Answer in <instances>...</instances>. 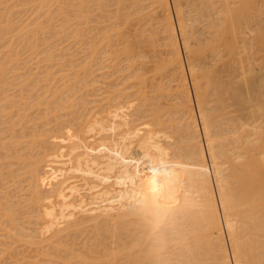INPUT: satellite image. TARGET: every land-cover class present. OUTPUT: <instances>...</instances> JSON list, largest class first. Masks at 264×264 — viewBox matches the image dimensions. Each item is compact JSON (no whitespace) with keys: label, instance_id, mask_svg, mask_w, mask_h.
Segmentation results:
<instances>
[{"label":"bare ground","instance_id":"1","mask_svg":"<svg viewBox=\"0 0 264 264\" xmlns=\"http://www.w3.org/2000/svg\"><path fill=\"white\" fill-rule=\"evenodd\" d=\"M5 1L8 2V0H5ZM14 1H12V0L9 1V2H11L9 4H12V2H14ZM43 1H45V2L47 1V3L48 2L52 3L55 0H53V1L52 0L51 1L50 0L49 1L43 0ZM58 1H60V3H58ZM61 1L62 0L56 1L58 4H60L59 6H61ZM66 1H68V0H66ZM70 1L72 3V0H70ZM83 1L81 0L80 2H83ZM87 1L88 0H85L84 3L85 4L91 3L90 5H92L93 0L91 2H89V1L87 2ZM126 1H128V0H126ZM132 1H135V2H133L134 3L133 5L137 6V8L139 7V10L135 14V15H137V13H138V15H137L138 17L134 18L135 16H131V15H134L133 14V13H135L134 10L135 11L137 10V8L134 7L133 5L131 6L134 8L133 11H131L130 9L129 10H122L120 8L121 12L122 11L128 12L127 13L128 15L125 14L126 17H125V15L124 16L121 15L125 19V20L122 19V22L126 21L124 23H126V24L130 23L128 21V19H130L131 17H132V19H130V20H132V21H136L137 18H138V20L140 19L141 21L147 20L148 22L144 21L147 23V25L144 22L143 23L146 26L151 24L152 26L151 25L150 26L153 27L152 32H151V30H149L151 33L147 32V30H146L147 27L142 28V29L146 30V31L144 30L143 33L146 32L147 36L150 35V38L147 37V39L145 38L143 40L146 33L144 35H141V33L139 34L138 30H137L138 32L135 33L136 38L131 34V36H133L135 39L133 37L131 39V37L125 33L126 34L125 36L126 37L129 36V38L131 40L126 39V40H129L128 42L124 41L126 43H124L122 41L121 44L123 46L120 47V45H121L120 40H122L126 37H123L124 33H122V31L124 29L122 30L121 27H119V26H121V24H124V23L121 22L120 25L117 24L114 27V25L117 23L116 19L119 17L118 16L119 14H117L119 12V10L117 12V9H119V5L117 2L116 4L118 6L115 5V6H117V9H116L117 13L115 12L117 15H114L112 13L113 16H115V17L112 18V16H111V18L113 20H115L112 23V24H114L113 25L114 29L112 30L113 27H111L112 26L111 25L110 28L112 31L109 30L110 34L107 33V30H108L107 28H106V30H103L106 33L103 32L105 35H103V33H101V35L104 37H103V40H101V41L99 40V41H100V43L104 44L105 47H108V48L112 47V50H110L111 48L109 49L110 51H109V53H107L109 55L107 56L106 59H108L109 56H110L109 58H111V56H112V58L114 57L115 61L117 62V60L121 59L124 56V58L126 60L128 59V61L130 63L129 67L126 69H128V70L130 69L129 71L131 72V70L136 65V62L134 59L136 57L140 58V56L141 57L144 56V53H141L143 51L139 50L140 54L139 53L137 54V52H135L138 55V56L136 55V57H135L133 55L134 49L136 48L135 49V51H136L138 46L143 47V45H142L143 42H144V44L148 42L150 45L151 44H152V46L154 45V48H155V46L157 45L156 44V40H157L156 36H158L160 33L162 35V39L164 41L163 42V44L165 46L164 49H166L165 51L168 53V56L166 58L164 57L165 58L164 61H162V59H157V60H159V62H160V60L163 62V63H161V65L157 66V70L159 72L164 71L165 78L164 79H162L161 77L160 78L163 81L162 84L167 79L165 82H166V84L169 83L168 84L169 86L168 85L164 86L165 83L163 85H160L161 82L158 83L159 86L158 85L157 86L158 87L164 86L163 88H161V91L165 93L166 91H163V90L166 89L167 92L165 94L173 93V98L171 100H175V101L166 102V100H165L166 105H163L164 108L166 107V109H167V105H168V107L171 106L172 108H168L166 110V109L161 107L162 106V104H160L161 102H159V104L157 102L158 106L161 105L160 108H158L159 109L158 110L156 108L157 105L155 104L156 101L154 102V104L152 103L153 100H155V98L153 99V97H155V96H153L151 98L152 100L147 101L148 98L150 99V97H151V95H150V97L144 99V102L145 103L148 102L151 104V106L154 107V108H152V110L150 109V111H149L150 113H151V111H153V109H155V108L156 109H155V111L152 112V114H149V115L146 114L147 117H151L150 119L146 118V120L148 119L146 122L144 121L145 119L143 120L141 118V115H143L144 116L143 118H145V114H142L144 112L141 110V107L143 106L145 108V106L147 107L148 104L145 105V103H144V105H142V104L138 103V106H139V108H138V107H136L137 101H140V99H142V96L144 98V96H146L144 94H147L148 91H144L147 88L146 83H144L146 88H143L144 94H141L142 90L138 89V88H142L144 86L143 84H141L138 87V84H140V80H141V82L142 81L144 82L147 79L145 74H142V75L139 74L141 72V68H143V69L145 68L143 66L145 63L140 64V60H139V65L138 66L136 65V69L134 68L135 71L131 72L133 75L135 73L136 78L133 77V75H132L133 78L129 76V78H132V79L135 78L133 80L134 84L132 82V79H131V81H129V79L128 80L126 79L129 75V73H127L126 78L121 76V78L125 79L123 81H126V83L130 82V84H131V82H132V84H131L132 86L129 84V86H130L129 88L131 91H132L131 88L133 87V85L135 86V81L137 80L136 84H137L138 88L135 86L137 89L136 90L137 92L133 90L134 97H136V95L137 96L142 95V96L139 100L137 99L139 97H136V99H133L134 100L133 105L136 104L134 107L129 108L132 105L131 99L134 98L132 96L133 92H132V94L130 92H128V95L131 94L128 96V95H126L127 94L126 90H125L126 91L125 92L122 89V91L124 93L120 91L122 85L120 86V84H118L120 86V88H117V89L114 88V86H112L114 89H116V93H117V90L120 89V90H118L120 93H117L114 96H113L114 93L113 94L111 93L112 98L111 97L110 98L112 101L106 100L107 98L106 97H105L106 99L103 98L104 96L102 95V97H100V101H101V98H103L102 102H98L99 100H97V102H98L97 104L99 105V107H100V104L105 103V101L106 102L109 101L108 103H111L114 101V99L116 97L120 98L119 96L121 95V93H123V95L128 96L129 100L131 101V102L129 101L130 104L128 102V106H129L128 109H127V107L124 106L125 105L124 102H122L123 98H121L119 101H117V99H116L115 100L116 103L108 104L109 105L108 107H107V103H105V106L104 105L101 106L99 108V110H98V106H96L97 110L94 109L93 113L92 112H88V113L84 112V110L87 109L84 106L85 109H81V110H83L84 117H81L79 119V121L77 122L78 124H80L79 123L80 120L83 119L82 123L80 125L81 129L79 128V130L74 133V131H76V130H73L74 128L73 129L70 128L71 130L70 129L66 130L68 128V127H66L67 125H65V126L62 125V128L64 126L65 130L62 129V133H60L61 131L60 132L57 131L59 134L55 132L54 135L55 134H58V135L63 134V132H65V131H67V132L73 131V132H70L71 135H69V137H67L69 132H68V134H67V132L64 133L65 137L64 138L62 137L63 142H61L59 140L60 142L59 143L57 142L55 148L51 146L52 149L54 148V150L50 151L49 154L46 155L45 154L46 152L44 150L43 153L44 152L45 153L43 154V156L39 155V157L37 159H33L32 161L29 160V158H28V160L31 162H28V164L26 166L31 167L29 172L32 171L30 173V174H32V176H31L32 178L34 175H37L38 178L41 177L42 175L39 176V174H37V172L40 169L43 170V167H45L46 163H47L46 167L49 166L46 168V172L48 174V176H46V178L47 179L49 178V179L48 180L45 179V180L47 182H49V181L52 182V183L49 182L51 185H49V188L42 189L44 192L47 191L45 193H42L43 191L41 189H40V191H42V192H40L38 190L36 192V189L38 187L41 186V188H42V186H43V188H44V187H48V185L46 182H45L46 183L45 186L42 185V183H40L42 180V177H41V180L36 178L39 182L38 184H36L37 180H35V178H34L36 183H33V184H36V186L38 185V187H36L34 185L35 189H33V190H35L34 192H36V195H38V194L39 195H38V197H36V199H34V197H31V198L29 197L31 199V200H29V204L33 203L32 204L33 208L31 207L32 209H36V208H37V210L39 209V211L33 210L36 212V214H37V212L39 213V215L38 214L37 215L39 216L38 220H40L41 223L38 220H37V222H39L41 225L44 224V222H45L44 226L43 225L41 226L39 223L36 222V224L39 225V228H41V230H42V228H44L43 232L44 231L46 232L49 227H51V228H49V230L47 231L46 234H44L43 232H40V230L37 229L38 227L34 228V229H36V231L39 230V232L41 234H43L42 237H41L40 233H38V235L36 236L39 239L42 238L40 240L37 239L36 237H33V235H31L32 232H30L31 234L23 233V230H25L26 228L23 229L21 232L23 234H25V236L31 235L33 237V239L36 238V242H35V240L32 241V243L35 242V243H33V246L36 243H38V246H40L41 244H39V243L44 242V243H42V246H43V244L48 245V243H51V247H52V244L54 243L58 246V247L57 246H54V247H57L58 249L64 248L65 250L63 252H65L66 249L68 250L65 252V254L60 251L63 254L62 257H61L62 254H59V250L56 251V252H58L57 254H59L58 255L59 260L56 259V256L51 258L50 260H51V262H53V264L54 263L55 264H69L70 262L72 264H75V263H73V260H75V259L79 260L80 262H81V260L83 262L84 261L88 262V261H90L91 258H92L91 260L94 259L93 260L94 263L98 260V261H100V263H101V261H103V264H264V19L262 18V16H264V15H262V14H264L263 13L264 12L263 11L264 10V0H151L150 4L146 5L144 7H142L144 5L143 2L141 3L142 0H132ZM149 1L150 0H148V2ZM2 2H3V4H0V8L3 7L1 5H4V1H2ZM40 2H42V0ZM40 2L38 1V3H40ZM45 2L43 4H46ZM63 2H62V4H63ZM80 2L78 3V5L80 4ZM97 2H98V0H97ZM119 2L121 3L122 0H120ZM128 2H130V1H128ZM148 2H147V4H148ZM33 3H35V2H33ZM49 3H48L49 6L47 4L46 5L48 7H52V5ZM84 3H82L81 6H79V9L82 6H84L83 5ZM144 3H145V1H144ZM9 4H8V6H9ZM15 4H17V3H15ZM140 4L141 5L143 4V5L140 6ZM6 5H7V3H6ZM6 5H4V6H6ZM70 5L74 6L73 3ZM101 5H103V3L102 4L100 3V6ZM123 5H125V3L122 4V6ZM34 6H33V9H34ZM39 6L42 7V3ZM66 6H67V4H66ZM120 6H121V4H120ZM12 7H15V6H12ZM40 7L37 9L38 10L37 12L44 11L45 9H47L46 6H43V7H45V9L43 8L44 10L41 9ZM56 7H58V6H56ZM89 7L87 6V8H89ZM124 7L125 6H123V8ZM131 7H129V8H131ZM147 7H148V9H147ZM172 7L176 11L175 14H176L177 22L174 19V16L172 13L173 12ZM87 8L85 9V11L91 10V9L88 10ZM90 8H92V7H90ZM96 8H98V7H96ZM103 8H106V7H103ZM62 9H64V8H62ZM74 9H78V8H74ZM79 9H78V11L81 10L80 16L82 14H83L82 16H84L85 12L84 11L82 12V9H80V10ZM140 9H141V11H140ZM51 10H49L47 12L49 14H51L50 13ZM55 10H56V8H55ZM69 10H70V6H69ZM101 10H103V9H101ZM61 11H63V10H60V12ZM97 11L99 12L100 9ZM129 11H130V13H129ZM47 12H46V14H47ZM57 12L58 11H55L54 13L56 14ZM131 12H133V13H131ZM4 13L5 12L2 13L3 17L5 15ZM19 13H20V11H19ZM69 13H70V11H69ZM73 13H75V12H72V14ZM0 14H1V12H0ZM11 14H12V12H11ZM78 14H79V12H78ZM78 14L76 12V15H78ZM66 15H68V14H66ZM70 15H68V16H70ZM88 15H89V13H88ZM15 16L18 18V15H15ZM22 16H23V14L21 16L19 15V17H22ZM48 16H50V15H48ZM54 16H56V15H54ZM57 16H59V15H57ZM61 16H63V14ZM61 16H59V17H61ZM127 16H128V18H127ZM8 17H10V14H8ZM44 17H43V19H44ZM59 17H57V18H59ZM64 17H62V18L64 19ZM76 17H79V15ZM85 17L86 16H84V18ZM92 17H94L93 14H92ZM92 17L90 15V17H88V19L92 18ZM95 17L98 18V16H95ZM1 18L2 17H0V19ZM7 18H6V20H7ZM13 18L14 17H12V19ZM23 18L24 17H22V21L24 23L25 21L23 20ZM68 18H70V17H67V18L65 17L64 20H67ZM142 18H144V19H142ZM31 19L29 18V21ZM40 19H42V18H40ZM52 19L53 18L51 15L50 20H52ZM63 19H61V20H63ZM80 19L83 20V18H81V17H80ZM88 19L86 18V24L85 25H87ZM11 20L8 18V20L6 22H10ZM55 20H52V21H55ZM71 20L72 19H70V21H66V22L71 23ZM107 20H108V18H107ZM111 20H109V21H111ZM140 20H139V22H140ZM75 21H76V19H75ZM13 22H11V23H13ZM105 22H107V21H105ZM111 22H108V23H111ZM200 22L202 23V27L205 26V27H203V33H200V34H202V36L203 35L206 36L205 39L203 37H200V36H199L200 37L199 38L198 34H197V29H196L195 25H196V23H200ZM11 23H9V24H11ZM49 23H51V22H49ZM78 23L80 24L79 20H78ZM7 24H5L6 27L9 25V24L8 25ZM20 24H21V21H20ZM32 24H33V22H32ZM41 24H40V26L45 25V24H42V25ZM53 24H55V23H53ZM64 24H65V21H64ZM75 24H73V25L75 26ZM96 24H97V22H96ZM126 24L123 25L122 28H124L126 26ZM141 24H142V22H141ZM25 25L24 26L23 25L22 26L17 25V26L25 27V28L27 27V25L31 26L30 24H25ZM36 25L39 27L38 23ZM55 25H53V26H55ZM69 25H71V24H69ZM88 25H91V24L89 23ZM98 25H100V24H98ZM136 25H138V24H136ZM197 25H199V24H197ZM2 26H3V28L5 27L4 24ZM13 26L14 25H12V27ZM32 26H34V28H35V25H32ZM37 26H36V28H37ZM60 26H61V24H60ZM77 26L79 27L80 25H77ZM94 26H93V29H94ZM8 27L10 29V26H8ZM8 27H7V29H8ZM81 27H83V26L81 25ZM31 28L33 29V27H31ZM31 28L29 27V32H30L29 34H32ZM46 28H47V26H46ZM89 28H88V30H89ZM138 28L140 29V27H138ZM4 29H2L1 31H3ZM21 29L22 28H20V30ZM26 29L28 30V28H26ZM39 29H40V27H39ZM42 29H45V26H43ZM65 29H66V27H65ZM68 29H70V27L69 28L67 27V30ZM72 29H74V28H72ZM72 29H71V31H72ZM149 29H151V28H149ZM82 30H84V29H82ZM131 30H133V28ZM1 31H0V33H1ZM33 31H35V34L39 35V33H36L38 31V29L37 30L35 29ZM44 31L47 32V29H45ZM44 31H43V34H44ZM63 31H64V29H63ZM75 31L77 33V30H75ZM94 31H95V29H94ZM114 31H115V33H113ZM133 31H135V30H133ZM4 32H5V30L3 31V33ZM18 32H19V30H18ZM22 32H19L18 34L21 35ZM25 32L27 33V31H25ZM38 32H41V29ZM72 32H74V31H72ZM79 32H80V34H78V35L82 36L84 31L83 32L79 31ZM141 32H142V30H141ZM59 33H60V31H59ZM84 33L86 34V31ZM87 33H88V31H87ZM92 33L94 34V32H92ZM148 33H149V35H148ZM22 34H24V33H22ZM62 34H64V33L61 32V36H62ZM93 34H92V36H93ZM178 34L180 35L181 40H180V38H178ZM15 35H16V33H15ZM26 35L27 34H25L23 36L26 37ZM99 35H100V33H99ZM2 36H4V35H2ZM9 36H11V35H9ZM9 36L7 35V37H9ZM33 36H34V33H33ZM33 36H31V37H33ZM68 36H70V35H68ZM85 36H87V35H85ZM141 36H143V38H141ZM7 37L5 36L4 39ZM22 37H20V39H22ZM71 37H74V38L76 37V39L78 38L77 35L71 36ZM83 37H84V34H83ZM138 37H139V40H138ZM14 38H13V42H12V40H10L12 43H15ZM33 38H32V40H34ZM52 38L53 37H51V39ZM45 39L46 38H44V39L42 38L43 41ZM101 39H102V37H101ZM67 40H68V38H67ZM5 41H7V39ZM10 41L8 42L9 44H7V47L9 45L12 46ZM34 41H35V44L37 45L38 42L36 43V41H37L36 38ZM53 41H55V40H53ZM63 41L66 42V40H62V42ZM77 41H78V39H77ZM51 42H52V40H51ZM74 42H76V41H74ZM74 42H72V43H74ZM87 42H86V44H88ZM89 42H90V37H89ZM141 42H142V44H141ZM160 42H162V41H160ZM18 43H19V41H18ZM66 43H69V42L67 41ZM77 43H75L76 45L75 44H72V45L73 46L78 45L77 47H79L80 42H79V44H77ZM100 43L97 44L99 46H96L94 44V42L92 43V45H90L91 43H89V45L92 46V47H89L90 50H93L91 48H94L93 51L95 52V55H96V56L94 55L93 51H91V53L88 54V55L93 54L92 55L93 60H96L97 56L102 55L103 54L102 52L106 50V49H103L104 46L101 47L102 45H100ZM31 44H33V43H31ZM45 44H46V42H45ZM57 44L55 42V45H57ZM106 44H107V46H106ZM59 45L55 48L53 47L54 50L56 48H59ZM251 45L256 46L255 49H257V50L253 51L254 49L253 50L251 49L253 51V52H251L250 48H249ZM11 46H9V47H11ZM53 46H54V43H53ZM69 46H66L67 49ZM254 46H252V47L254 48ZM7 47H5V48L1 47V49L5 50ZM24 47H26V46H24ZM32 47H35L33 49H36V46H32ZM84 47H85V45H84ZM113 47H114V49H113ZM144 47H146V46H144ZM181 47H183L185 55L182 54L183 49ZM60 48H62V47H60ZM60 48L56 52L61 51ZM23 49H25V48H23ZM64 49H66V48H63V50ZM80 49H81V47H80ZM49 50L46 49L47 52ZM90 50H88V52ZM160 50H161V48H160ZM21 51L22 50H20V52ZM33 51H35V50H33ZM46 51H45V54H46ZM65 51H63V52H65ZM67 51H69V50H67ZM77 51H79V50L77 49ZM100 51H102L101 54L99 53ZM106 51L104 52V54H106ZM150 51H152V50H150ZM165 51H163V52H165ZM13 52H15V50ZM27 52H28V50H27ZM27 52H26V54H28ZM37 52L38 51H36V53ZM84 52H85V50H84ZM146 52H148V51H146ZM1 53H0V55H1ZM69 53L70 52H68V55H69ZM75 53L77 54V52H75ZM7 54H8V52H7ZM152 54H154V53H152ZM31 55H32V53H31ZM47 55L49 56V60H48L49 62L46 59H44L43 61L46 60L48 63H50V60H51L53 53L52 54L49 53ZM78 55H79V53H78ZM82 55H85V54L83 53ZM16 56L17 55H15V59H13V60H17ZM69 56H68V58H71V57L73 58V55L71 57H69ZM74 56H75V54H74ZM102 56L106 57V55H102ZM32 57H33V55H32ZM34 57H35V54H34ZM37 57H39V56H37ZM59 57H57V58H59ZM77 57L78 56H76V58ZM209 57H211V58L207 61V59ZM46 58H48V57H46ZM112 58L110 59L111 61H112ZM114 58H113V60H114ZM41 59H43V58H41ZM53 59H55V58H53ZM65 59H66V55H65ZM84 59H86V58H84ZM88 59L85 61L88 62V61L92 60V58L89 60ZM140 59H142L143 62L145 61L143 59V57ZM145 59H146V56H145ZM62 60H64V59H62ZM79 60H81V59H79ZM79 60H78V62H79ZM97 60L99 61V59H97ZM105 60H104V62H105ZM26 61H28V60H26ZM128 61L126 63H128ZM146 61H147V59H146ZM11 62L13 63L14 61H11ZM16 62L19 63L18 61H16ZM51 62L55 63L53 60H51ZM58 62H59V60H58ZM62 62H64V61H62ZM75 62L76 61H74L73 63H75ZM93 62H95L94 64H97V68H98L99 67L98 63L96 61H93ZM93 62L92 63L88 62V63H90L92 66ZM1 63H3V62H1ZM1 63H0V66H3ZM84 63H82V64H84ZM24 64H27V63H24ZM86 64L87 63L84 64V67H83V65L81 66V67L85 68V71L87 70L86 67L88 65H90V64H87V65ZM117 64H119V62ZM10 65H11V63H10ZM15 65H17V64H15ZM28 65H29V63H28ZM38 65L39 64H37V66ZM52 65L50 67H52ZM72 65L71 66L74 67V64H72ZM85 65H86V67H85ZM101 65H100V67H101ZM108 65L113 66V63L108 64ZM108 65L105 64L106 67ZM114 65H116V63H114ZM4 66H5V64H4ZM14 66H12V67H14ZM55 66L58 67L57 64ZM69 66H70V64H69ZM151 66H154V65H151ZM117 67H119V65ZM19 68H21V67H19ZM38 68L40 69V66L37 67V69ZM42 68H44V67H42ZM54 68L57 69L56 67H54ZM87 68L89 69V67H87ZM112 68H111V70L110 69H108V70H110V72H111ZM122 68L123 67L121 66V70H122ZM153 68H155V67H152L151 71H154V70H152ZM15 69H16V67H15ZM92 69H90V70H92ZM117 69H115L113 71H116ZM126 69H123V70H126ZM137 69H139L140 72ZM148 69L150 71V67H148ZM13 70H14V68H13ZM13 70H12V72H13ZM25 70H27V69H25ZM82 70L80 69V72ZM98 70L99 69H97V71ZM136 70L138 71L137 73H136ZM62 71H60V72L63 73ZM101 71H103V70H101ZM143 71H144V73H146L145 69L142 70V72ZM158 71L156 72V70H155V73L158 74ZM187 71H188V74L191 78L190 80L192 81L193 92L191 91L192 89H190V85H189L190 83L188 80ZM3 72H4V70H3ZM3 72H2V74H3ZM17 72H19V71H17ZM60 72H59V74L61 75ZM69 72H71V71H69ZM13 73H15V72H13ZM20 73H21V71H20ZM32 73L30 72L29 74H32ZM51 73H52V71H51ZM106 73H108V72H106ZM112 73H114V72H112ZM122 73L121 74L124 75V72H122ZM9 74L11 75V70H10ZM115 74L117 76L120 73H118V74L115 73ZM164 74H162L163 77H164ZM73 75L74 74H72V76H70V77H73ZM84 75H86L85 72H84ZM101 75H103V74H101ZM108 75H106V76H108ZM114 75L112 74V76H114ZM17 76H18V74H17ZM33 76L31 75V77H33ZM37 76H39V75H37ZM47 76H48V74H47ZM47 76H46V78H47ZM53 76H54V74H53ZM67 76H69V75H67ZM88 76H89V72H88ZM116 76H114V77L118 78V80H116V83H117V81H119V79H121V78H119L120 75L118 77H116ZM144 76L146 77V79ZM149 76H150V74H149ZM0 77L2 79V75ZM54 77L57 78L58 76L56 75ZM61 77L63 79V76H61ZM86 77H87V75H86ZM137 77H138V79H137ZM93 78H95V77H93ZM101 78H102V76H101ZM105 78H104V82L107 81V80H105ZM19 79H22V78H19ZM65 79H67V78H65ZM65 79H64V81H66ZM10 80H8V81H10ZM26 80L28 81V79H26ZM26 80H25V82H26ZM43 80H45V78ZM48 80L50 81V79H48ZM52 80L54 82V80H56V79L52 78ZM79 80H81L80 77H79ZM86 80H87V78H86ZM35 81L37 83L38 82L40 83L39 79H38V81L37 80H35ZM90 81H92V80H90ZM33 82H34V80H33ZM53 82H51V84ZM57 82H59V81L57 80ZM75 82H76V79H75ZM79 82L80 81H78V85H80ZM88 82H89V80H88ZM146 82H149V81H146ZM22 83H24V82H22ZM60 83H61V81H60ZM69 83H70V81H69ZM92 83H91V85H92ZM95 83H97L96 80H95ZM95 83L93 84V86L95 85ZM20 84H17V85L20 86ZM48 84L51 85L49 82H48ZM66 84H68V83H66ZM9 85H11V84H9ZM24 85H25V83H24ZM37 85H39V84H37ZM64 85H65V82H64ZM81 85H83V82L81 83ZM113 85H114V83H113ZM33 86H34V84H33ZM61 86H62V88H61ZM61 86H59V87L64 92L65 89H63L64 88L63 85H61ZM109 86L111 87V85H109ZM125 86L126 85H124L123 87H125ZM65 87H66V85H65ZM68 87L69 86H67L66 92H68ZM77 87L78 86H76V91H77ZM81 87H79V89ZM85 87H88V83H87V85H84V88L83 87L82 88L85 90ZM116 87H118V86H116ZM127 87L128 86H126V88ZM135 87H133V88L135 89ZM158 87H157V90L159 89V93H160V88H158ZM28 88H30V87H28ZM31 88H33V87H31ZM36 88H37V86H36ZM98 88H97L98 91L102 89V88L100 89V87H98ZM126 88H124V89H126ZM129 88H127L128 91H129ZM152 88H153V86H152ZM1 89H3L2 84H1ZM54 89H56V88H54ZM54 89L53 90L51 89V91H54ZM87 89L89 90V88H87ZM154 89H156V88H154ZM172 89H174V92L171 91ZM32 90H34V89H32ZM105 90H107V88ZM168 90L171 92H169ZM85 91H87V90H85ZM102 91L103 90H101V92ZM113 91H115V90H113ZM150 91H153V90H150ZM154 91H156V90H154ZM59 92H60V90H59ZM59 92L57 91V94ZM63 92H62V94H63ZM79 92H80V90H79ZM108 92H109V90H108ZM111 92H112V90H111ZM20 93H21V91H20ZM49 93L50 92L48 91L47 95H49ZM53 93H51V95ZM94 93H95V91H94ZM135 93H137V94L135 95ZM159 93H158V96H159ZM192 93H194V95H195L196 102H195V100L193 101L194 97L192 96L193 95ZM10 94H12V93H10ZM23 94L21 93V95H23ZM42 94L44 95V93H42ZM69 94H70V92H69ZM150 94H153V93H150ZM168 94H167V96H168ZM21 95H19V96H21ZM55 95H56V93L52 96H55ZM70 95H72V94H70ZM70 95H68L67 97L70 98L69 97ZM153 95H155V92ZM170 95H172V94H170ZM2 96H4V95H2ZM7 96H8V94H7ZM23 96H25V95H23ZM52 96H51V98L53 99ZM74 96H75V94H74ZM130 96H132V97H130ZM147 96H148V94H147ZM156 96H157V92H156ZM8 97H11V96H8ZM159 97L161 98V94ZM162 97H164V96H162ZM169 97H171V96H169ZM23 98H25V97H23ZM40 98H42V97H40ZM125 98H127V97H125ZM128 98L124 99V100L127 101ZM96 99H98V98H96ZM29 100H30V98H29ZM53 100L51 101V103L53 102ZM55 100L63 102V100H60L59 98H56ZM80 100H79V102H83L82 99H80ZM3 101H5V100H3ZM94 101H96V100H94ZM120 101L124 105H119V104L117 105V103H121ZM141 101L143 102V99ZM2 102L0 104H2ZM5 102H7V101H5ZM71 102H69V104ZM88 102H90V100L87 101V103ZM54 103H55V101L52 104L54 105ZM66 103H67V105H69L68 102H66ZM75 103H78V101ZM75 103L72 102V104H75ZM56 104H57L56 107H58L59 106L58 102ZM60 104H62V103L60 102ZM84 104H81V105L83 106ZM31 105H32V107L34 106L33 104H31ZM62 105H65V104H62ZM62 105H60V107ZM81 105H79V106H81ZM2 106H4V105H2ZM21 106H23V105H21ZM24 106H26V105L24 104ZM79 106H77V108ZM92 106H93V104H92ZM118 106H121L120 111H119V109H116ZM122 106H124V107H122ZM12 107H14V105ZM27 107H28V105H27ZM56 107L54 106V108H56ZM65 107H67V106H65ZM65 107L63 106V108H62V109H64L63 112L68 111V108L65 109ZM86 107H88V106H86ZM71 108L72 107L69 108V111ZM77 108H76V110H77ZM79 109H80V107H79ZM90 109L92 110L93 107ZM90 109L88 111H91ZM123 109L127 110V111H125L123 113V111H121ZM148 109H149V107H148ZM163 109H164V111L162 112ZM6 111L7 110H5V112ZM39 111H41V110H39ZM78 111H80V110H78ZM11 112H13V111H11ZM50 112L52 113L51 110H50ZM139 112H142V113H139ZM0 113L4 114V112H2V110ZM6 113H9V112H6ZM74 113L76 114L75 110H74ZM58 114H60V109H59ZM78 114L80 115V112ZM139 114H141V115H139ZM51 115H53V114H51ZM62 115H63V113H62ZM65 115H67V116L71 115L72 116L73 114L68 115L65 112ZM81 115H82V113H81ZM4 116L2 115V117H4ZM25 116L27 118L26 114L22 117H25ZM38 116L40 117V115H38ZM54 116H55V114H54ZM58 116L59 115L55 116V118ZM71 116H70V118H71ZM17 117H19V116H17ZM28 118H33V117L30 116ZM43 118H41L42 120L40 119V121H43ZM63 118L64 117H62V119ZM67 118L65 117V120ZM74 118H76L75 115H74ZM5 119H7V117ZM19 120H21V119H19ZM19 120L17 119V121H19ZM12 121H13V119H12ZM12 121H10V122H12ZM23 121L24 120H22L21 122L19 121V123H21V125H22ZM28 121H29V119H28ZM49 121H50V119H49ZM56 121H57V119H56ZM25 122H23V123H25ZM66 122L64 124H68V125L72 124V123H68V122L66 123ZM5 123H6V120H4V124ZM31 123L32 122H30V124ZM73 123H74V121H73ZM4 124H1V126L2 125L4 126ZM8 124H11V123H8ZM52 124H54V122ZM14 125H15V123L13 124L12 129H13ZM21 125L19 124V126H21ZM43 125L46 128L44 123H43ZM47 125H48V123H47ZM55 125L56 124H54V126ZM59 125L61 127L60 123H59ZM9 126L5 127L4 131L6 130V128H9ZM26 126L27 125L25 124V127ZM49 126H51V125H48V128H49ZM25 127H24V129H25ZM41 127H43V126H41ZM41 127H40V130H42ZM72 127H74V125ZM55 128H56V126L54 127V129ZM75 128H76V126H75ZM7 130H9V129H7ZM34 130H36V128L33 129L32 131H34ZM88 130H90V131L88 132ZM9 131H11V130H9ZM20 131H19V133L23 132L21 129H20ZM81 131H83V132L85 131V132L82 134ZM49 132H51L53 134V131H49ZM79 132L83 135V138H82L83 140L81 139L82 136L80 135ZM14 133L10 134V135H14ZM31 133H33V132H31ZM45 133H47V131H45ZM51 133H47L46 135H50ZM65 134H67V135H65ZM10 135L8 136V138L10 137ZM41 135H42L41 138H43V134H41ZM46 135H44V136L46 137ZM84 135H86L85 139H84ZM21 136H19V137H21ZM33 136H34V134H33ZM37 137L39 138V134ZM4 138H5V136H4ZM14 138H15V136H14ZM16 138H17V136H16ZM22 138L23 137H21V139ZM29 138L32 139V137L30 135H29ZM29 138L27 137V139H29ZM33 138L35 140V136ZM59 138H60V136H59ZM87 139H88V141L85 142L84 140H87ZM23 140H21V142H25V141L27 142V140H25V141H23ZM39 140H42V139H39ZM56 140H58V139H56ZM8 141L9 140H7L6 142H8ZM32 142H34V141H32ZM40 142H42V141H40ZM46 143H47V141H46ZM61 143L62 144L64 143L65 145H61ZM21 144L22 143H20V146H22ZM58 144H60V145H58ZM16 145H19V141ZM26 145H30V144H26ZM31 145H32V143H31ZM24 146L25 145L23 144V147ZM13 147H14V145L12 144V148ZM27 147L24 149H27ZM40 147H41V144H40ZM9 148H11V147H9ZM31 148H32V146H31ZM31 148H30V150H31ZM6 149H8V148H6ZM38 149H41V148H39V145H38L37 150ZM43 149H45V148H43ZM52 149L50 148L49 150H52ZM16 151H18V150L16 149ZM27 151H29V149ZM27 151H26V154H27ZM31 152L33 153V151H31ZM39 152H41V151H39ZM19 153L21 154V152H19ZM9 154H11V152H9ZM20 154H19V156H17V154H16V157L20 158L17 160L18 163L20 160H22L21 158H24L23 156H25V154H24L21 157ZM7 156H8V153H7ZM31 156H33V154ZM4 157H6V156L4 155ZM11 157L9 158L10 160H12ZM16 157L14 160H16ZM27 157H28V154H27ZM12 158H14V157H12ZM32 158L33 157H31V159ZM34 158H36V156ZM10 160H8V161H10ZM26 161L27 160L25 158L24 163H27ZM3 162H6L5 159ZM21 164H22V162H21ZM21 164H18V166L19 165L21 166ZM40 164H41V167H40ZM38 167H39V169H38ZM27 168H25L24 172H26ZM47 169H48V171H47ZM11 170H14V169H11ZM42 170H40L39 172H41ZM50 170H53L57 173L54 172V174H52L53 172L50 173ZM34 171L36 174L33 173ZM44 171H45V169H44ZM3 172H4V170H3ZM16 173H18V170H16ZM22 173H23V171H22ZM75 173H79L80 174V175H78L79 177L82 175L83 177H81V178L82 179L84 178L83 179L84 182L81 183L82 180H79L80 181V183H79V182H77V180H74V178H77L76 177L77 174H75ZM56 174H57V176H56ZM5 175L7 176V174H5ZM19 175H22V174H19ZM51 175H53L54 181H52ZM44 176H43V178H44ZM49 176H51V178ZM2 177L5 178V176L1 175V177H0L1 180H3ZM14 179H17V178H14ZM4 180L7 182L6 179H4ZM11 180H13V179H11ZM18 180H20V183L22 184L21 178L17 179V182H19ZM13 181H15V180H13ZM28 181H32V180L29 179ZM2 183L5 184V182H2ZM14 183H16V182H14ZM43 183H44V181H43ZM21 184H19V185H21ZM33 184H31V185H33ZM6 186H8V184H6ZM27 187H28V185H27ZM2 189H3V187H2ZM8 190H10V189H8ZM16 190H19V189H16ZM28 190H30V189L28 188ZM31 190H32V188H31ZM2 191L5 192L6 190L5 191L2 190ZM8 193H9V191H8ZM23 193H24V191H23ZM34 195H35V193H34ZM9 196H8V198H9ZM21 196L22 195H20V197ZM6 198H7V196H6ZM14 198H15V196H14ZM32 198H33V200H32ZM0 199L4 200V198H2V197ZM6 201L8 202L7 199H6ZM14 201H15V199H14ZM34 201H36V203H38V204H35L37 206L34 205V203H35ZM11 202H12V200H11ZM21 202L22 201H20V203ZM12 203L14 204V202H12ZM25 203H28V202H25ZM18 204H17V208H18ZM21 204H23V203H21ZM29 204L27 205L28 207H29ZM8 205H10V203ZM38 205H39V208H38ZM34 206L36 208H34ZM9 207L6 208V210H10ZM14 207H16V206H14ZM19 207L22 209V206H19ZM28 207L26 209L27 212L29 209H31L30 207L28 209ZM11 209H14V208H11ZM0 211H1L0 213H3L4 210L2 211V209H1ZM7 212L5 214L7 216V217H5L6 220H8V218L10 219L8 214L11 213L12 211L9 212L8 214H7ZM13 213H14V210H13ZM18 213H17V215H15V217L16 216L18 217ZM20 215L21 214L19 213V217H21ZM27 215H30V213ZM37 215H34V216L37 217ZM2 216H4V213ZM1 218H4V217H1ZM32 218H33V216H32ZM33 219H35V218H33ZM43 219H45L46 221H43ZM49 219L51 221H49ZM1 220L4 223V220L3 219H1ZM30 220L32 221L31 218H30ZM14 221H16V220H14ZM31 221H30V223H31ZM1 224L2 223H0V225ZM8 224H9V222H8ZM13 224H15V223H13ZM16 224L18 225V222H16ZM33 224H35V223H33ZM34 226H36V225H34ZM4 227H5V225H4ZM17 227H19V230H21L20 229L21 226L18 225ZM17 227L15 229H17ZM45 227H47V228L45 229ZM34 229H32V230H34ZM84 232L86 234L84 236L85 237L84 240H82L83 241L82 242V246H83L82 248L83 249L81 248V251L80 250L78 251V250H76V248H73V243H74V247H75V242H77V241H73V240H76L77 238L80 239V237H79L80 234L82 235L81 237H83ZM10 233H12V231ZM22 233H21V235H22ZM21 235H20V237H21ZM3 236H4V234H3ZM22 236H24V235H22ZM25 236L22 238H25ZM31 236H30V238H32ZM34 236H35V233H34ZM76 236H78V237H76ZM68 238H69L71 243L73 241L72 244L69 242ZM31 240H30V242H31ZM27 241H29V240H27V239L25 240L26 244H28ZM45 242H48V243L46 244ZM79 242H80V240H79ZM78 243H76V245ZM36 245H35V248H36ZM30 246H32V244ZM80 246H81V244H80ZM54 247H52V248H54ZM45 248L42 247L41 253H42V251H44L43 249H45ZM49 248H50V246H49ZM52 248H50L49 250H47V248H46L47 251L45 250L46 251L45 253L48 252L47 254L49 255V257H46V258L52 257V255L50 256L51 253L49 252V251H51ZM52 250H54V249H52ZM55 250H57V249L55 248ZM61 250H63V249H61ZM56 252H54V254ZM42 254H44V253H42ZM48 255H44V256H48ZM60 257H61V260H60ZM53 260H57L58 262L56 263V261H53ZM76 260H75V262L80 264V262L76 261ZM47 262H46V264L49 263V262L48 263ZM89 264H93V263H89ZM96 264H99V263H96Z\"/></svg>","mask_w":264,"mask_h":264},{"label":"rangeland","instance_id":"2","mask_svg":"<svg viewBox=\"0 0 264 264\" xmlns=\"http://www.w3.org/2000/svg\"><path fill=\"white\" fill-rule=\"evenodd\" d=\"M2 1H4V5H6V3H7V5L6 6H4V5H1V6H3V7H1L0 9V12H1V14H0V17H2L1 19H0V29L2 28V29H4L6 26H5V24H9V23H11V22H13L14 20V22L13 23H11L12 25H14L13 27H12V25L11 24H7L8 26H10V29H9V27H8V29H7V27L4 29L5 30V32L3 33V31H1V33H0V49H1V47H3V48H5V47H7V44H9L8 42L10 41V40H12V42H13V38H14V42L15 43H12L11 41V44H12V46L11 45H9V46H11V47H7L5 50L4 49H1L0 50V53H1V55H0V61L1 62H3V63H1L3 66H0V76L2 75V79H1V77H0V103L3 101V100H5V101H7V102H5V101H3L2 102V104H0V112H1V110H2V112H4V114L3 113H0L1 115H0V118L2 117V115L4 116V117H2L1 119H0V133L2 132H4L1 136H0V153L2 154H0V158L2 159H0V177H1V175H3V176H5V178L4 177H2L3 178V180L4 179H6L7 180V182L4 180H1L0 179V194L2 195H0V198L2 197V198H4V200H2V199H0V210L2 209V211H3V213H4V216H2L3 215V213H0V218L1 217H4V218H1V219H3L4 220V223H3V221L0 219V223H2L1 225H0V264H46V262L48 263V264H53V262H51V258H53V257H55L56 256V259L57 260H59L58 258H59V254H62V253H64L65 254V252L66 251H68L67 249H66V251L65 252H63L65 249L64 248H57L58 246L56 245V244H54L53 242V244H52V247H54V246H57V247H54V248H52L51 247V243H48V242H45L46 244L48 243V245L50 246V248H52V249H54V250H52L51 249V251H49L51 254H50V256L52 255V257H50V258H46V257H49V255L47 254V253H45L47 250H49L50 248H49V246L48 245H45V244H43V246H42V243H44V242H41V243H39V244H41L40 246H38V243H36V244H34V246H33V243H35L36 242V236L38 235V233H40V232H43V230H44V228H42V230H41V228H39V225L38 224H36V222H37V220L39 219L38 217V215H39V213L37 212V214H36V212L35 211H33V210H36V211H39V209L37 210V208L35 207V206H37V205H35V204H38V203H36V201H34L35 203H34V208H36V209H32L33 207V203L32 204H29V200H31L30 198L31 197H34V199H36V197H38V195H36V192H37V190L38 191H40V189L42 190V189H45V188H49V185H51L50 183H52V182H47L45 179H47L46 178V176H48V174H47V172H46V168L47 167H49V166H47L46 167V164H45V167H43V170L42 169H40V170H42L41 172H39L38 170V172H37V174H39V176H41L42 177V180H41V177H37V175H34L33 176V178L31 177L32 176V174H30L31 172H29L30 171V166L28 167V166H26L27 164H28V162H31L33 159H37L38 157H39V155H41V156H43V154L45 153L46 155L47 154H49L50 153V151H53L54 150V148H55V146H56V144H57V142L59 143L60 141L61 142H63V138L65 137L64 136V133H66L67 131H65V132H63V134H60V135H58L59 133L58 132H60V133H62V129H64L65 130V125H67L66 127H68L66 130H69L70 128L71 129H73V130H76V131H74V133L75 132H77L78 130H79V128H80V125H81V123H82V120L83 119H81L80 120V124H78L77 122L79 121V119L81 118V117H84V113H83V110H81V109H85V108H87V109H85L84 110V112H86V113H88V112H92L93 113V110L94 109H96L97 107L96 106H98V110H99V108L101 107V106H105V103H107V107L109 106L108 104H113V103H116V99H117V101H119L121 98H123V100L124 99H127L128 98V96L129 95H131L132 94V92H133V90L134 91H136L137 89H136V87H137V80L135 81V86L133 85V87H135V89L132 87L131 89H132V91L130 90V86H129V84H130V82L129 83H126V81H123V80H125V79H123V78H121V76H123L124 78H126V76H127V73H129V75H128V77L126 78L127 80L129 79V81H131V79L133 78V77H135L136 78V76H135V73H134V75L131 73V72H133V71H135V69H136V65L138 66L139 65V60H140V64H143V63H145L143 66L145 67L144 69L146 70V73H144V71L142 72V70H144L143 68H141V72H140V70L139 69H137V70H139V74H145L146 75V77H147V79H146V77H145V81L142 83L141 82V80H140V84H138V87H139V85H141V84H143L141 87L142 88H138V89H141L142 90V93L141 94H144L143 92L144 91H148L147 92V94H148V96H147V94H144V95H146V96H144V98H143V96L142 95H140V96H137L136 94L137 93H135V95H136V97H139V98H137L138 100L141 98V96H142V99H143V102L141 101L142 99H140V101H137V106L136 107H138L139 108V106H138V103H140V104H142V105H144V99H146V98H148V97H150V95H151V97H150V99L148 98V100L147 101H150V100H152L151 98L153 97V96H155V97H153V99L155 98V100H153V104H154V102L156 101V105H157V102H158V104H159V102H161L160 104H162V108H164V106L163 105H166V102H172V101H175V100H171L172 98H173V93H170V94H172V95H170V94H168V96H167V94H165L166 92H167V90L165 89V90H163V91H166L165 93L164 92H162L161 91V88H163L165 85L167 86L169 83H167L166 84V80L164 81V86L163 87H158L159 86V84L158 83H160V85H163L162 84V79H164L165 78V74H164V71H158L157 70V66L158 65H161V63H163L162 61H164L165 60V58L168 56V53L165 51L166 49H164V44H163V39H162V35L159 33V35L158 36H156V38H157V40H156V46H155V48H154V45L152 46V44L150 45L147 41V43H145L144 44V42H143V44H142V42H141V44L143 45V47L144 46H146V47H141V46H138V48H137V50L135 51V49H134V56L136 57V55L139 53L140 54V51H143V52H141V53H144V56H142L143 57V59L145 60L144 62H143V60L142 59H140V58H142L141 56H140V58L139 57H134L135 59V62H136V65L134 66V68L131 70V72L128 70V69H126V68H128L129 67V61H128V59L126 60L125 58H124V56L121 58V59H119V60H117V62L115 61V58H114V60H113V58H112V56H111V58H112V61L110 60L111 58H109L108 57V59H106L107 58V56L109 55V54H107V53H109V51L110 50H112V47H105L104 46V44H102V43H100V41L101 40H103V37L104 36H102L101 35V33H103L104 31L103 30H106V28L108 29L107 30V33H109V30L110 31H112L113 29H114V27L117 25V24H121V22H122V19L123 20H125L122 16H124L125 14L126 15H128L127 13V11H122L121 12V9L122 10H131V11H133L134 10V8L133 7H131L134 3L133 2H135V1H132V0H128V1H130V2H128V1H126V0H122V2L120 3L118 0H98V2H97V0H88L89 2H91L92 1V5H90V4H85L84 3V1L83 2H80L79 0H72V3L74 4V6L73 5H70V4H72L71 3V1L70 0H68V1H66V0H62L61 1V6H59L60 4H58V3H60V1H58V3L56 2L57 0H55L54 2H48L49 4H51L52 5V7H48L49 5H48V3H47V1L45 2V1H43L42 0V2H40L41 0H12V1H14V2H12V4H9V3H11V2H9V1H11V0H8V2H6L5 0H1L0 1V4H3V2ZM19 3H18V2ZM22 1V2H21ZM24 1V2H23ZM26 1V2H25ZM31 1V2H30ZM38 1L40 2V3H38ZM49 1V0H48ZM51 1V0H50ZM53 1V0H52ZM64 1V2H63ZM80 2V4L78 5V3ZM87 1V2H88ZM106 1V2H105ZM125 1V2H124ZM144 1H145V3H144ZM142 0L141 1V3L143 2V6L140 4V6H142V7H144V6H146V5H149L150 4V2H151V0L148 2V0ZM2 2V3H1ZM33 2H37L36 4L35 3H33ZM46 3V4H43V3ZM62 2H63V4H62ZM77 2V3H76ZM102 4L103 3V5H101L100 6V3ZM110 2V3H109ZM118 2V5H119V9H117V3ZM128 2V3H127ZM147 2H148V4H147ZM15 3H17V4H15ZM21 3V4H20ZM24 3V4H23ZM30 3V4H29ZM41 3H42V7H40L39 5H41ZM70 3V4H69ZM82 3H84L83 5L87 8V6L89 7H92V8H87L88 10L89 9H91V10H89V11H85V7L84 6H82L80 9H82V12L84 11L85 12V14H84V16H86L85 18H84V16H80V14H81V10L79 9V6H81L82 5ZM107 3V4H106ZM121 4V6H120V4ZM125 3V5H123V6H125L124 8H123V6H122V4H124ZM172 3V2H171ZM8 4H9V6H8ZM27 4V5H26ZM35 6H34V5ZM66 4H67V6H66ZM94 4V5H93ZM96 4V5H95ZM99 4V5H98ZM194 4V3H193ZM24 7H23V6ZM31 5V6H30ZM55 5V6H54ZM65 5V6H64ZM115 5H117V6H115ZM12 6H15V7H12ZM33 6H34V9H33ZM43 6H46L47 7V9H45V7H43ZM56 6H58V7H56ZM69 6H70V10H69ZM76 6V7H75ZM98 7V8H96V7ZM108 6V7H107ZM131 7V8H129V7ZM134 7H136L137 8V6H135V5H133ZM22 7V8H21ZM32 7V8H31ZM37 7V8H36ZM41 8V9H43L44 11H39V12H37L38 10V8ZM54 7V8H53ZM85 9H84V8ZM103 7H106V8H103ZM52 10H51V9ZM55 8H56V10H55ZM62 8H64V9H62ZM72 8V9H71ZM74 8H78L80 11H78V9H74ZM121 8V9H120ZM133 8V9H132ZM135 8V9H136ZM6 9V10H5ZM12 9V10H11ZM32 9V10H31ZM51 10V14H49L47 11H49V10ZM58 9V10H57ZM99 10L100 9V11L98 12L97 10ZM101 9H103V10H101ZM116 9H117V12H118V10H119V12L117 13L116 12ZM147 9H148V7H147ZM146 9V10H147ZM5 10V11H4ZM15 10V11H14ZM17 10V11H16ZM40 10V9H39ZM60 10H63V11H61L60 12ZM111 10V11H110ZM139 10V7L137 8V10L135 11L134 10V12L135 13H133V12H131V13H133L134 15H131V16H135L134 18H136V17H138L137 15H138V13H137V15H135L136 14V12ZM7 11V12H6ZM12 12V14H11V12ZM19 11H20V13H19ZM55 11H58L56 14L54 13ZM69 11H70V13H69ZM93 11V12H92ZM103 11V12H102ZM140 11H141V9H140ZM145 11V10H144ZM172 13H173V16H174V19H175V21L177 22V19H176V11L174 10V8L172 7ZM264 11V10H263ZM3 12H5L4 14V17H3V15H2V13ZM15 12V13H14ZM46 12H47V14H46ZM60 12V13H59ZM68 12V13H67ZM72 12H75V13H73L72 14ZM76 12H77V14H78V12H79V17H76V16H78V15H76ZM87 12V13H86ZM107 14H106V13ZM117 14H119L118 16L120 17L121 15V17L119 18H115L116 19V21H117V23L114 25V24H112L115 20H113L112 18H114L115 16H113V14L114 15H117ZM125 12V13H124ZM19 13V14H18ZM63 14V16H61L62 14ZM68 14V15H70V16H68V15H66V14ZM88 13H89V15H88ZM93 14V16L94 17H92V14ZM102 13V14H101ZM113 13V14H112ZM129 13H130V11H129ZM264 13V12H263ZM8 14H10V17H8ZM18 15V18L15 16V15ZM23 14V16L22 17H24L23 18V20L25 21L24 23H23V21H22V17H19V15L21 16ZM47 16H45V15ZM56 15V16H54V15ZM61 14V15H60ZM100 14V15H99ZM112 14V15H111ZM12 15V16H11ZM48 15H50V16H48ZM51 15H52V20H55V21H52V20H50L51 19ZM57 15H59V16H61V17H59V16H57ZM66 15V16H65ZM90 15H91V17L93 18H89L88 19V17H90ZM126 15H125V17H126ZM262 15H264V14H262ZM261 15V16H262ZM29 16V17H28ZM45 16V17H44ZM54 16V17H53ZM67 18V17H70V18H68L67 20H64L65 19V17ZM95 16H98V18H96ZM111 16H112V18H111ZM11 20L12 19V17H14L10 22H6L7 20H8V18ZM43 17H44V19H43ZM57 17H59V18H57ZM62 17H64V19L62 18ZM80 17L81 18H83V20L82 19H80ZM130 17V16H129ZM6 18H7V20H6ZM20 18V19H19ZM29 18L31 19L30 21H29ZM38 18V19H37ZM40 18H42V19H40ZM76 19V21H75V19ZM86 18L88 19V21H87V25H85L86 24ZM103 18V19H102ZM107 18H108V20H107ZM127 18H128V16H127ZM262 18L264 19V16H262ZM61 19H63V20H61ZM70 19H72L71 20V23L70 22H66V21H70ZM101 19V20H100ZM113 21H112V20ZM121 21H120V20ZM130 19H132V17L130 18ZM130 19H128V21L130 22V23H128V24H126V23H124V22H126V21H124V22H122V23H124V24H121V26H119V27H121V29L124 31H122V33H124V36L123 37H126L125 35L127 34V35H129L130 37H131V39H132V37L134 36L135 38H136V36H135V33L136 32H138L139 31V34L141 33V35H144L145 33H143V31L145 30V29H142V28H145V27H147L146 28V30H147V32H150L149 30H151V32H152V28L153 27H151L152 25L151 24H149L148 26H146L147 25V23L146 22H144V21H147V20H143V21H141L140 19V22H139V20H138V18L136 19V21H132V20H130ZM142 19H144V18H142ZM147 19V18H146ZM37 20V21H36ZM43 20V21H42ZM78 20H79V22H80V24L78 23ZM91 20V21H90ZM94 20V21H93ZM109 20H111V21H109ZM119 20V21H118ZM134 20V19H133ZM20 21H21V24H20ZM36 23H35V22ZM46 21V22H45ZM64 21H65V24H64ZM74 23H73V22ZM103 21V22H102ZM105 21H107V22H105ZM138 21V22H137ZM6 22V23H5ZM18 22V23H17ZM32 22H33V24H32ZM42 24H45V25H42ZM49 22H51V23H49ZM82 22V23H81ZM92 25H88L89 23ZM95 22V23H94ZM96 22H97V24H96ZM106 24H105V23ZM108 22H111V23H108ZM141 22H142V24H141ZM146 24H144V23ZM148 22V21H147ZM202 22V21H201ZM200 22V23H201ZM206 22V21H205ZM15 23V24H14ZM38 23V25H39V27H40V29H41V32H38V31H40V29H39V27L36 25ZM53 23H55V24H53ZM64 25H63V24ZM75 24V26L73 25V24ZM93 23V24H92ZM103 23V24H102ZM133 23V24H132ZM135 23V24H134ZM200 23H196V25H195V27H196V29H197V34H198V37L200 36V37H203L204 39H205V35H203L202 36V34H200V33H203V27H205V26H203L202 27V23L200 24ZM4 24V28H3V26L2 25ZM25 24H30L31 26H28L27 25V27L26 28H28V30L25 28V27H20V26H24ZM40 24L42 25V26H40ZM48 24V25H47ZM55 25V26H53V25ZM58 24V25H57ZM60 24H61V26H60ZM69 24H71V25H69ZM84 24V25H83ZM98 24H100V25H98ZM126 24V26L124 27V28H122V26L123 25H125ZM136 24H138V25H136ZM197 24H199V25H197ZM17 25H20V26H17ZM32 25H35V28H34V26H32ZM77 25H80L79 27L77 26ZM81 25L83 26V27H81ZM95 25V26H94ZM109 25V26H108ZM112 25V26H111ZM113 25H114V27H113ZM142 25V26H141ZM151 25V26H150ZM26 26V25H25ZM36 26H37V28H36ZM43 26H45V29H47V32H45L44 30L45 29H42L43 28ZM46 26H47V28H46ZM49 26V27H48ZM93 26H94V29H95V31H94V29H93ZM106 26V27H105ZM110 26L111 27H113L112 28V30H111V28H110ZM130 26V27H129ZM134 26V27H133ZM137 28H136V27ZM144 26V27H143ZM150 26V27H149ZM17 27V28H16ZM29 27L31 28V27H33V29H32V31H31V33L32 34H29L30 32H29ZM55 27V28H54ZM65 27H66V29H65ZM67 27L69 28L70 27V29H68L67 30ZM74 28V29H72V28ZM87 27V28H86ZM90 27V28H89ZM97 27V28H96ZM110 29H109V28ZM128 27V28H127ZM138 27H140V29L138 28ZM151 28V29H149V28ZM13 28V29H12ZM20 28H22L21 30H20ZM24 28V29H23ZM49 28V29H48ZM60 28V29H59ZM77 28V29H76ZM88 28H89V30H88ZM92 28V29H91ZM101 28V29H100ZM133 28V30H135V31H133V30H131ZM30 29V30H31ZM37 30L38 29V31L36 32V33H39V35L38 34H35V31H33V30ZM63 29H64V31H63ZM71 29H72V31H74V32H72L71 31ZM82 29H84V30H82ZM91 29V30H90ZM98 31H97V30ZM117 29V28H116ZM128 29V30H127ZM11 30V31H10ZM15 30V31H14ZM18 30H19V32H22V33H24V34H22L21 33V35L20 34H18L19 32H18ZM49 30V31H48ZM55 30V31H54ZM75 30H77V33H76V31ZM101 30V31H100ZM126 30V31H125ZM138 30V31H137ZM141 30H142V32H141ZM145 30V31H146ZM202 30V31H201ZM17 31V32H16ZM25 31H27V33L25 32ZM43 31H44V34H43ZM51 31V32H50ZM59 31H60V33H59ZM70 33H69V32ZM79 31H86V34L83 32V34H84V37L86 38H84L83 37V34H82V36H79L78 34H80V32ZM87 31H88V33H87ZM91 31V32H90ZM8 32V33H7ZM50 34H49V33ZM55 32V33H54ZM57 32V33H56ZM61 32L62 33H64V34H62V36H61ZM81 32V33H82ZM92 32H94V34L92 33ZM150 32V33H151ZM14 33V34H13ZM15 33H16V35H15ZM33 33H34V36H33ZM54 33V34H53ZM99 33H100V35H99ZM104 33H106V32H104ZM103 33V35H105ZM113 33H115V31L113 32ZM126 33V34H125ZM6 34V35H5ZM25 34H27L26 35V37H24L23 35H25ZM50 36H49V35ZM72 34V35H71ZM89 34V35H88ZM91 34V35H90ZM92 34H93V36H92ZM110 34V33H109ZM131 34L133 35V36H131ZM2 35H4V36H2ZM7 35L9 36V35H11V36H9V37H7ZM19 35V36H18ZM38 35V36H37ZM57 35V36H56ZM67 35V36H66ZM68 35H70V36H68ZM77 35V39H78V41H77V39H76V37L74 38V37H71V36H76ZM85 35H87V36H85ZM148 35H149V33H148ZM7 37V38H5L4 39V37ZM14 36V37H13ZM23 36V37H22ZM31 36H33V37H31ZM36 36V37H35ZM42 36V37H41ZM66 36V37H65ZM129 36H127L126 38H124V39H122V40H120L121 42H120V44L122 43V41L124 42V41H129V40H131L130 38H129ZM12 37V38H11ZM20 37H22V39H20ZM28 37V38H27ZM30 37V38H29ZM51 37H53L52 39H51ZM55 37V38H54ZM65 37V38H64ZM80 37V38H79ZM82 37V38H81ZM89 37H90V42H89ZM96 37V38H95ZM101 37H102V39H101ZM115 37V36H114ZM133 37V38H134ZM147 37L148 38H150V35L149 36H147V33L145 34V36H144V38H143V36H141V38H143V40L146 38L147 39ZM159 37V38H158ZM161 37V38H160ZM199 37V38H200ZM9 38V39H8ZM32 38L35 40V38H36V43L38 42V44L36 45L35 44V41L34 40H32ZM42 38L44 39V38H46L44 41L42 40ZM57 38V39H56ZM61 38V39H60ZM67 38H68V40H67ZM73 40H72V39ZM134 38V39H135ZM140 38V39H141ZM155 38V39H156ZM178 38H180V35L178 34ZM7 39V41H5ZM28 39V40H27ZM30 39V40H29ZM60 39V40H59ZM115 39V38H114ZM126 39H129V40H126ZM17 40V41H16ZM43 42H42V41ZM49 40V41H48ZM51 40H52V42H51ZM53 40H55V41H53ZM60 42H59V41ZM62 40H66V42L68 41L69 43H66L65 41H63L62 42ZM94 40V41H93ZM96 40V41H95ZM100 40V41H99ZM138 40H139V37H138ZM180 40H181V38H180ZM18 41H19V43H18ZM23 41V42H22ZM30 41V42H29ZM32 41V42H31ZM48 41V42H47ZM58 41V42H57ZM74 41H76V42H74ZM82 41V42H81ZM88 41V42H87ZM92 41V42H91ZM160 41H162V42H159ZM26 44H25V43ZM42 42V43H41ZM45 42H46V44H45ZM55 42H56V44L57 45H55ZM65 42V43H64ZM72 42H74V43H72ZM78 42V43H77ZM79 42H80V44H79ZM86 42L88 43V44H86ZM94 42V44L96 45V46H99V45H97L98 43H100V45H102L101 47H103L104 46V48L103 49H108L107 51H106V54H104V52L105 51H100L99 53L101 54V52L103 53L102 55H106V57H104V56H102V55H98L97 56V59H99V61L96 59V60H93V54H90V55H88L89 53H91V51H93L94 50V48H91V49H93V50H90V48L89 47H92V46H90V45H92V43ZM98 42V43H97ZM104 42V41H103ZM158 42V43H157ZM30 43V44H29ZM31 43H33V44H31ZM40 43V44H39ZM53 43H54V46H53ZM61 43V44H60ZM75 43H77V44H79V47H77V46H75L76 44ZM89 43H91L90 45H89ZM124 43H126V42H124ZM123 43V44H124ZM28 44V45H27ZM60 44V45H59ZM63 44V45H62ZM66 44V45H65ZM72 44H75L74 46L72 45ZM93 44V45H94ZM119 44V45H120ZM163 46H162V45ZM21 45V46H20ZM36 46V49H33V48H35V47H32V46ZM39 45V46H38ZM59 45V48L60 47H62V48H60V50L61 51H59V52H56L59 48H56L55 50H54V48L55 47H57ZM70 45V46H69ZM84 45H85V47H84ZM148 45V46H147ZM161 47H160V46ZM255 45V44H254ZM254 45H251L249 48H250V51L251 52H253V51H255V50H257V49H255L256 48V46H254ZM24 46H26V47H24ZM41 46V47H40ZM51 46V47H50ZM66 46H69L68 47V49H67V47ZM87 46V47H86ZM106 46H107V44H106ZM123 45L121 44L120 45V47H122ZM152 46V47H151ZM252 46H254V48L252 47ZM29 47V48H28ZM31 47V48H30ZM47 47V48H46ZM54 47V48H53ZM80 47H81V49H80ZM83 47V48H82ZM141 49H140V48ZM9 48V49H8ZM23 48H25V49H23ZM43 48V49H42ZM63 48H66L67 50H69V51H67L66 49H64L63 50ZM88 48V49H87ZM111 48V49H110ZM146 48V49H145ZM160 48H161V50H160ZM182 49H183V47H181ZM248 48V49H249ZM8 49V50H7ZM11 49V50H10ZM46 49L47 50H49L48 52L49 53H53V55H52V57H51V60H53L55 63H53V62H51V60H50V63H48L49 61V56L47 55V54H49L47 51H46ZM74 49V50H73ZM77 49L79 50V51H77ZM110 49V50H109ZM113 49H114V47H113ZM253 51H252V50ZM10 50V51H9ZM15 50V52H13V51ZM20 50H22L21 52H20ZM24 50V51H23ZM27 50H28V52H27ZM33 50H35V51H33ZM46 51V54H45V51ZM52 50V51H51ZM54 50V51H53ZM66 50V51H65ZM71 50V51H70ZM82 50V51H81ZM84 50H85V52H84ZM88 50H90L89 52H88ZM140 50V51H139ZM148 51V52H146V51ZM150 50H152V51H150ZM155 50V51H154ZM18 51V52H17ZM31 51V52H30ZM36 51H38L37 53H36ZM63 51H65V52H63ZM154 51V52H153ZM163 51H165V52H163ZM7 52H8V54H7ZM12 52V53H11ZM26 52L28 53V54H26ZM68 52H70L69 53V55H68ZM73 52V53H72ZM75 52H77V54L75 53ZM94 52V51H93ZM135 52H137V54L135 53ZM157 54H156V53ZM182 54L183 55H185V53H184V49L182 50ZM11 53V54H10ZM31 53H32V55H33V57H32V55H31ZM55 53V54H54ZM60 53V54H59ZM64 53V54H63ZM78 53H79V55H78ZM85 54V55H82V54ZM97 53V52H96ZM146 53V54H145ZM152 53H154V54H152ZM208 53V52H207ZM17 55L16 56V59L17 60H13V59H15V55ZM34 54H35V57H34ZM39 54V55H38ZM74 54H75V56H74ZM152 54V55H151ZM166 54V55H165ZM257 54V53H256ZM10 55V56H9ZM31 55V56H30ZM46 55V56H45ZM55 55V56H54ZM60 57H59V56ZM63 55V56H62ZM65 55H66V59H65ZM73 55V58L71 57ZM82 57H81V56ZM87 55V56H86ZM94 55H95V52H94ZM148 55V56H147ZM155 55V56H154ZM164 55V56H163ZM37 56H39V57H37ZM54 56V57H53ZM68 56L69 57H71V58H68ZM76 56H78L77 58H76ZM96 56V55H95ZM102 58H101V57ZM138 56V55H137ZM145 56H146V59H147V61H146V59H145ZM163 56V57H162ZM209 56V55H208ZM258 56V55H257ZM13 57V58H12ZM18 57V58H17ZM46 57H48V58H46ZM57 57H59V58H57ZM80 57V58H79ZM90 57V58H89ZM99 57V58H98ZM148 57V58H147ZM165 57V58H164ZM3 58V59H2ZM6 58V59H5ZM41 58H43V59H41ZM53 58H55V59H53ZM64 59V60H62V59ZM84 58H86V59H84ZM91 59L92 58V60L93 61H96L97 63H98V66L100 67V65H101V67L99 68H97V64H94L95 62H93L92 60L91 61H88V62H93V64H92V66H91V64L90 63H88L87 61H85V60H87V59ZM138 58V59H137ZM150 58V59H149ZM211 57H209L208 59H207V61L210 59ZM11 59V60H10ZM30 59V60H29ZM44 59H46L45 61H43ZM72 61H71V60ZM79 59H81V60H79ZM88 59V60H89ZM107 61H106V60ZM154 59V60H153ZM157 59H162V61L160 60V62H159V60H157ZM10 60V61H9ZM26 60H28V61H26ZM42 60V61H41ZM56 60V61H55ZM58 60H59V62H58ZM78 60H79V62H78ZM102 60V61H101ZM104 60H105V62H104ZM125 62H123V61ZM11 61H14L13 63L11 62ZM16 61H18L19 63H17ZM38 61V62H37ZM61 61V62H60ZM62 61H64V62H62ZM74 61H76L75 63H73ZM121 61V62H120ZM128 61V63H126ZM132 61V60H131ZM130 61V62H131ZM156 61V62H155ZM261 61V60H260ZM21 62V63H20ZM37 62V63H36ZM47 62V63H46ZM87 63V64H90V65H88L87 67H89V69L86 67V65H85V67H86V69L88 70H86L85 71V68H83L84 67V64L85 63ZM101 62V63H100ZM108 62V63H107ZM113 63V66L112 65H108V64H112ZM119 62V64H117ZM134 62V63H135ZM158 62V63H157ZM10 63H11V65H10ZM24 63H27V64H24ZM28 63H29V65H28ZM45 63V64H44ZM59 63V64H58ZM74 64V67H72L73 65L72 64ZM82 63H84V64H82ZM114 63H116V65H114ZM123 63V64H122ZM4 64H5V66H4ZM7 64V65H6ZM13 64V65H12ZM15 64H17V65H15ZM37 64H39L38 66H37ZM49 66H48V65ZM54 66H53V65ZM58 65V67L57 66H55V65ZM66 66H65V65ZM69 64H70V66H69ZM105 64L106 65H108L107 67L105 66ZM147 64V65H146ZM156 64V65H155ZM15 65V66H14ZM24 65V66H23ZM31 65V66H30ZM42 65V66H41ZM52 65V67H50ZM72 65V66H71ZM76 65V66H75ZM80 65V66H79ZM83 65V67H81ZM96 65V66H95ZM119 65V67H117ZM128 65V66H127ZM151 65H154V66H151ZM9 66V67H8ZM12 66H14V67H12ZM39 67L40 66V69L38 68L37 69V67ZM94 66V67H93ZM113 68H112V67ZM121 66L123 67L122 68V70H121ZM142 66V67H143ZM2 67V68H1ZM8 67V68H7ZM15 67H16V69H15ZM19 67H21V68H19ZM42 67H44V68H42ZM50 67V68H49ZM54 67H56L57 69H55ZM77 67V68H76ZM119 69H117V68ZM148 67H150V71H149V69H148ZM152 67H155V68H153L152 70H154V71H151V68ZM13 68H14V70H13ZM27 69V70H25V69ZM50 70H48V69ZM52 68V69H51ZM60 68V69H59ZM73 68V69H72ZM93 68V69H92ZM111 68H112V71L110 72V70H111ZM147 68V69H146ZM32 71H31V70ZM44 69V70H43ZM80 69L82 70L81 72H80ZM90 69H92V70H90ZM97 69H99L98 71H97ZM108 69H110V70H108ZM115 69H117L116 71H113V70H115ZM123 69H126V70H123ZM2 70V71H1ZM3 70H4V72H3ZM8 72H7V71ZM10 70H11V75L9 74L10 73ZM12 70H13V72H15V73H13L12 72ZM19 71V72H17V71ZM35 70V71H34ZM38 70V71H37ZM58 70V71H57ZM63 70V71H62ZM90 70V71H89ZM101 70H103V71H101ZM105 70V71H104ZM136 70V73L138 72ZM149 72H148V71ZM155 70H156V72L158 71V74L157 73H155ZM20 71H21V73H20ZM51 71H52V73H51ZM60 71H62L63 73H61ZM66 73H65V72ZM69 71H71V72H69ZM73 71V72H72ZM75 71V72H74ZM92 71V72H91ZM118 71V72H117ZM121 71V72H120ZM127 71V72H126ZM129 71V72H128ZM2 72H3V74H2ZM25 72V73H24ZM31 72H33L32 74H29V73ZM35 72V73H34ZM41 72V73H40ZM45 72V73H44ZM59 72L61 73V75L59 74ZM80 72V73H79ZM84 72H85V74L87 75V77H86V75H84ZM88 72H89V76H88ZM105 72V73H104ZM106 72H108V73H106ZM112 72H114V73H112ZM122 72H124V75H122L123 73ZM154 72V73H153ZM163 72V73H162ZM51 73V74H50ZM58 73V74H57ZM70 73V74H69ZM79 73V74H78ZM95 73V74H94ZM110 73V74H109ZM115 73H120L119 75H117L116 76V74ZM122 73V74H121ZM131 73V74H130ZM150 74V76H149V74ZM152 73V74H151ZM164 74V77L162 76V74ZM9 74V75H8ZM17 74H18V76H17ZM24 74V75H23ZM35 74V75H34ZM42 74V75H41ZM47 74H48V76H47ZM53 74H54V76H58L57 78L56 77H54L53 76ZM72 74H74L73 75V77H70V76H72ZM83 74V75H82ZM101 74H103V75H101ZM109 74V75H108ZM112 74L114 75V76H116V77H118L119 76V78H121V79H119V81H117V83H116V80H118V78H115L114 76H112ZM148 74V75H147ZM187 74H188V71H187ZM20 75V76H19ZM22 75V76H21ZM31 75L33 76V77H31ZM37 75H39V76H37ZM44 75V76H43ZM67 75H69V76H67ZM92 75V76H91ZM106 75H108V76H106ZM132 75H133V77H132ZM156 75V76H155ZM5 76V77H4ZM17 76V77H16ZM46 76H47V78H46ZM50 76V77H49ZM53 76V77H52ZM61 76H63V79H62V77ZM83 76V77H82ZM91 76V77H90ZM101 76H102V78H101ZM129 76L130 77H132V78H129ZM155 76V77H154ZM158 76V77H157ZM8 77V78H7ZM25 77V78H24ZM27 77V78H26ZM29 77V78H28ZM31 77V78H30ZM53 79H56V80H54V82H53V80H52V78ZM79 77H80V79L81 80H79ZM82 77V78H81ZM90 79H89V78ZM93 77H95V78H93ZM106 77V78H105ZM110 79H109V78ZM112 77V78H111ZM114 77V78H113ZM152 77V78H151ZM162 79H161V78ZM19 78H22V79H19ZM36 78V79H35ZM45 78V80H43V79ZM60 78V79H59ZM65 78H67L69 81H70V83H69V81L67 80V79H65ZM73 78V79H72ZM78 78V79H77ZM85 80H84V79ZM86 78H87V80H86ZM104 78H105V80H107V81H105L104 82ZM108 78V79H107ZM134 78V79H135ZM149 78V79H148ZM10 80V81H8V80ZM26 79H28V81L26 80ZM31 79V80H30ZM38 79H39V81H40V83L38 82H36L35 80H37L38 81ZM42 79V80H41ZM47 79V80H46ZM48 79H50V81L48 80ZM64 79L66 80V81H64ZM72 79V80H71ZM75 79H76V82H75ZM94 79V80H93ZM112 79V80H111ZM134 79H132V82H133V80ZM137 79H138V77H137ZM152 79V80H151ZM155 79V80H154ZM191 78H190V76H189V74H188V80H189V85H190V89H192L191 91L193 92V87H192V81L190 80ZM22 80V81H21ZM25 80H26V82H25ZM30 80V81H29ZM33 80H34V82H33ZM57 80L59 81V82H57ZM83 80V81H82ZM88 80H89V82H88ZM90 80H92V81H90ZM95 80L97 81V83H95ZM159 80V81H158ZM7 83H6V82ZM19 81V82H18ZM46 81V82H45ZM60 81H61V83H60ZM72 81V82H71ZM78 81H80L79 82V84L80 85H78ZM100 81V82H99ZM124 83H123V82ZM146 81H149V82H146ZM22 82H24L25 83V85H24V83H22ZM33 82V83H32ZM37 84H39V85H37ZM44 82V83H43ZM48 82L51 84V82H53L51 85H49L48 84ZM64 82H65V85H66V87H65V85H64ZM75 84H74V83ZM83 82V85H81V83ZM85 82V83H84ZM93 82V83H92ZM108 82V83H107ZM132 82H131V84H132ZM139 82V81H138ZM153 82V83H152ZM157 82V83H156ZM21 83V84H20ZM28 83V84H27ZM60 83V84H59ZM66 83H68V84H66ZM87 83H88V87H85V90H87V91H85L83 88H84V85H87ZM91 83H92V85H91ZM95 83V87L93 86V84ZM113 83H114V85H113ZM144 83H146V86H147V88H146V86H145V84ZM149 83V84H148ZM1 84H2V88L3 89H1ZM6 84V85H5ZM9 84H11V85H9ZM17 84H20V86L19 85H17ZM30 84V85H29ZM33 84H34V86H33ZM59 84V85H58ZM108 86H107V85ZM118 84H120V86H121V90L120 89H118V90H120L121 92H123L122 91V89L127 93L126 95H128V92H130L131 94H129L128 96H124L123 95V93H121V95L119 96L120 98H118V97H116L115 99H114V101L113 102H111V103H108L109 101H105V103H101L100 104V107H99V105L97 104L98 102H102V100H103V98H105L106 100H111V95L113 94V96L114 95H116L117 93H120L118 90H117V93H116V89L117 88H120V86L118 85ZM130 84V85H131ZM133 84H134V82H133ZM154 84V85H153ZM174 84V83H173ZM23 85V86H22ZM32 85V86H31ZM46 85V86H45ZM58 85V86H57ZM61 85H63V89H65V91L63 92V90L61 89L62 88V86ZM73 85V86H72ZM90 85V86H89ZM106 85V86H105ZM109 85H111V87L109 86ZM124 85H126V86H128L127 88H129V91H128V89L126 88V86L125 87H123ZM149 85V86H148ZM158 85V86H157ZM30 87V88H28V87ZM36 86H37V88H36ZM41 86V87H40ZM44 86V87H43ZM49 86V87H48ZM51 86V87H50ZM57 86V87H56ZM59 86H61V88L59 87ZM67 86H69L68 87V92H66V90H67ZM76 86H78L77 87V91H76ZM83 88H82V87ZM112 86H114V88H116V89H114ZM116 86H118V87H116ZM132 86V85H131ZM152 86H153V88H152ZM169 86V85H168ZM19 87V88H18ZM31 87H33V88H31ZM40 87V88H39ZM43 87V88H42ZM73 87V88H72ZM79 87H81L80 89H79ZM93 89H92V88ZM98 87H100V89L101 90H103L102 92H101V90H99L98 91ZM110 87V88H109ZM157 87L158 88H160V93H159V89L157 90ZM25 88V89H24ZM54 88H56V89H54ZM87 88H89V90L87 89ZM98 88V89H97ZM107 88V90H105ZM124 88H126V89H124ZM143 88H146V90H144ZM154 88H156V89H154ZM32 89H34V90H32ZM37 89V90H36ZM40 89V90H39ZM51 89L53 90L54 89V91H51ZM82 89V90H81ZM96 89V90H95ZM59 90H60V92H59ZM76 92H75V91ZM79 90H80V92H79ZM105 90V91H104ZM108 90H109V92H108ZM111 90H112V92H111ZM113 90H115V91H113ZM144 90V91H143ZM150 90H153V91H150ZM154 90H156V91H154ZM170 90V89H169ZM168 90V91H169ZM9 91V92H8ZM19 91V92H18ZM20 91H21V93L23 94V95H25V96H23V95H21V93H20ZM29 91V92H28ZM34 91V92H33ZM38 91V92H37ZM48 91L50 92L49 93V95H47L48 94ZM57 91L59 92L58 94H57ZM93 93H92V92ZM94 91H95V93H94ZM171 91H173L174 92V89H172ZM171 91H169V92H171ZM7 92V93H6ZM40 92V93H39ZM54 92V93H53ZM62 92H63V94H62ZM69 92H70V94H72V95H70L69 94ZM74 92V93H73ZM137 92V91H136ZM154 92H155V95H153L154 94ZM156 92H157V96H158V93H159V96H160V94H161V98L158 96H156ZM10 93H12V94H10ZM30 93V94H29ZM42 93H44V95L42 94ZM46 93V94H45ZM51 93H53L52 95H54L55 93H56V97L55 96H52L51 95ZM97 93V94H96ZM112 93V94H111ZM146 93V92H145ZM150 93H153V94H150ZM163 93V94H162ZM7 94H8V96H11V97H8L7 96ZM14 94V95H13ZM41 94V95H40ZM62 94V95H61ZM67 94V95H66ZM74 94H75V96H74ZM77 94V95H76ZM101 94V95H100ZM193 95V97H194V99H193V101L195 100V102H196V99H195V95H194V93H192ZM2 95H4V96H2ZM19 95H21V96H19ZM30 95V96H29ZM32 95V96H31ZM61 97H60V96ZM64 95V96H63ZM68 95H70L69 97L70 98H68L67 96ZM100 95V96H99ZM102 95L104 96L103 98H101V101H100V97H102ZM108 95V96H107ZM51 96L53 97V99L51 98ZM66 96V97H65ZM133 97H134V92H133V95H132ZM132 96H130V97H132ZM162 96H164V97H162ZM169 96H171V97H169ZM3 97V98H2ZM8 97V98H7ZM23 97H25V98H23ZM40 97H42V98H40ZM110 99H109V98ZM125 97H127V98H125ZM136 97H134V98H130L131 100H132V105L129 107L128 106V102L130 101L129 100V98H128V100L126 101V100H122V102H124V104L122 103H117V105L119 104V105H124L125 107H127V109H128V107L129 108H131V107H134L135 105H133V102H134V100L133 99H136ZM2 98V99H1ZM18 98V99H17ZM23 98V99H22ZM29 98H30V100H29ZM50 98V99H49ZM56 98H59L60 100H63V102L62 101H56L55 99ZM62 98V99H61ZM64 98V99H63ZM67 100H66V99ZM96 98H98V99H96ZM158 98V99H157ZM164 100H163V99ZM169 98V99H168ZM10 99V100H9ZM26 99V100H25ZM80 99H82V101L83 102H79V100ZM84 99V100H83ZM86 99V100H85ZM161 99V100H160ZM168 99V100H167ZM22 100V101H21ZM24 100V101H23ZM53 100V102L55 101V103H54V105L51 103V101ZM58 100V99H57ZM73 103H75V102H77L78 101V103H75V104H72V102ZM76 100V101H75ZM90 100V102H88L87 103V101H89ZM94 100H96V101H94ZM97 100H99L98 102H97ZM158 100V101H157ZM165 100H166V102H165ZM12 101V102H11ZM29 101V102H28ZM81 101V100H80ZM112 101V100H111ZM126 101V102H125ZM146 101V100H145ZM14 102V103H13ZM43 102V103H42ZM58 102V104H59V108L58 107H56V103ZM60 102L62 103V104H65V105H62V104H60ZM66 102H68V104H69V102H71L69 105H67V103ZM92 102V103H91ZM131 102V101H130ZM130 102H129V104H130ZM142 102V103H141ZM194 102V103H195ZM17 103V104H16ZM85 103V104H84ZM95 103V104H94ZM7 104V105H6ZM24 104L26 105V106H24ZM31 104H33L34 106V108L32 107V105L30 106ZM77 104V105H76ZM81 104H84L83 106L81 105ZM92 104H93V106H92ZM97 104V105H96ZM127 104V105H126ZM149 105L150 103H145V105ZM152 104V105H153ZM2 105H4V106H2ZM14 105V107H12ZM21 105H23V106H21ZM27 105H28V107H27ZM37 105V106H36ZM60 105H62L61 107H60ZM74 105V106H73ZM79 105H81V106H79ZM116 105V104H115ZM147 105V107L145 106V108L142 106H140L141 107V110L144 112V113H142V112H139V113H142V114H145V118H143L144 116L143 115H141V114H139V115H141V118L146 122L148 119H150L151 117H147V115L146 114H152V112L153 111H155V109L157 108H160V106H158L157 105V107L155 108V109H153V111H151V113L149 112L150 111V109L152 110V108H154L153 106H151V104L148 106ZM155 105V106H156ZM195 105V104H194ZM54 106L56 107V108H54ZM63 106L65 107V106H67V107H65V109L66 108H68V111H64L63 112V110L64 109H62L63 108ZM77 106H79L80 107V109H79V107L77 108ZM84 106H85V108H84ZM86 106H88V107H86ZM124 106H122V107H124ZM151 106V107H150ZM27 107V108H26ZM32 107V108H31ZM38 107V108H37ZM70 107H72L71 109H70V111H69V108ZM93 107V109L91 110L90 108H92ZM95 107V108H94ZM111 107V106H110ZM119 107V108H118ZM116 109H119V111H120V107L121 106H118ZM148 107H149V109H148ZM8 108V109H7ZM37 108V109H36ZM74 108V109H73ZM76 108H77V110H76ZM168 108H172L171 106H169L168 107V105H167V109ZM25 109V110H24ZM56 109V110H55ZM59 109H60V114H58V112H59ZM91 110V111H88V110ZM122 109V108H121ZM164 109H166V107L164 108ZM164 109L162 110V112L164 111ZM166 109V110H167ZM5 110H7L6 112H9V113H6L5 112ZM36 110V111H35ZM39 110H41V111H39ZM49 110V111H48ZM50 110L52 111V113L50 112ZM62 110V111H61ZM74 110H75V112H76V114L74 113ZM78 110H80V111H78ZM97 110V109H96ZM159 110V109H158ZM11 111H13V112H11ZM16 111V112H15ZM46 111V112H45ZM56 111V112H55ZM121 111H123V113L125 112V111H127V110H121ZM161 111V110H160ZM159 111V112H160ZM38 112V113H37ZM42 112V113H41ZM44 112V113H43ZM65 112L68 114V115H70V114H73L72 116H71V118H70V116H67V115H65ZM71 112V113H70ZM73 112V113H72ZM80 112V115L78 114V113ZM161 112V113H162ZM166 112V111H165ZM6 113V114H5ZM15 113V114H14ZM22 113V114H21ZM36 113V114H35ZM40 113V114H39ZM57 113V114H56ZM62 113H63V115H62ZM81 113H82V115H81ZM85 113V114H86ZM120 113V112H119ZM127 113V112H126ZM27 115V118H26V116L25 117H22V116H24V115ZM44 114V115H43ZM47 114V115H46ZM51 114H53V115H51ZM54 114H55V116H57V115H59L58 117H56L55 118V116H54ZM122 114V113H121ZM11 115V116H10ZM38 115H40V117L41 118H43V121H40V117L38 116ZM42 115V116H41ZM49 115V116H48ZM74 115H75V117L76 118H74ZM17 116H19V117H17ZM33 117V118H28V117ZM46 116V117H45ZM64 117L63 119H62V117ZM151 116V115H150ZM7 117V119H5ZM10 117V118H9ZM22 117V118H21ZM37 117V118H36ZM60 117V118H59ZM65 117L67 118L66 120H65ZM137 117V116H136ZM4 118V119H3ZM13 119V121H12V119ZM146 118H148L147 120H146ZM17 119L19 120V119H21V120H19L20 122L22 121V120H24L23 122H25L26 120V122L25 123H23L22 122V125H21V123H19V121H17ZM28 119H29V121H28ZM32 119V120H31ZM39 119V120H38ZM49 119H50V121H49ZM56 119H57V121H56ZM78 119V120H77ZM4 120H6V123L4 124ZM31 120V121H30ZM37 120V121H36ZM42 120V119H41ZM70 120V121H69ZM74 121V123H73V121ZM76 120V121H75ZM142 120V121H143ZM10 121H12V122H10ZM40 121V122H39ZM46 121V122H45ZM67 121L68 123H72V124H64L65 122ZM72 121V122H71ZM29 122V123H28ZM30 122H32L31 124H30ZM54 122V124H56L55 126H56V128L54 129V124H52ZM66 122V123H67ZM78 124H76V123ZM8 123H11V124H8ZM15 123V125H14V127H13V129H12V126H13V124ZM21 125V126H19V124ZM43 123L45 124V126H46V128L44 127V125H43ZM47 123H48V125H51V126H49V128H48V125H47ZM59 123L61 124V127H60V125H59ZM170 123V122H169ZM168 123V124H169ZM1 124H4V126L2 125L1 126ZM25 124L27 125L26 127H25ZM33 124V125H32ZM37 124V125H36ZM40 124V125H39ZM171 124V123H170ZM7 125V126H6ZM10 125V126H9ZM18 125V126H17ZM62 125H64L63 126V128H62ZM74 125V127H72V126ZM9 126V128H6V130L4 131V129H5V127H8ZM34 128H33V127ZM41 126H43V127H41ZM75 126H76V128H75ZM11 127V128H10ZM17 127V128H16ZM24 127H25V129H24ZM31 129H30V128ZM40 127H41V129L43 130H40ZM36 128V130H34V131H32L33 129H35ZM7 129H9V130H11V131H9V130H7ZM20 129L23 131L22 133H19V131H20ZM29 129V130H28ZM52 129V130H51ZM57 129V130H56ZM61 129V130H60ZM70 129V130H71ZM81 129V128H80ZM2 130V131H1ZM40 130V131H39ZM15 133H14V132ZM33 132V133H31V132ZM42 131V132H41ZM45 131H47V133H51V132H49V131H53V134L51 135H46L47 133H45ZM58 131V132H57ZM90 130H88V132H89ZM21 132V131H20ZM29 132V133H28ZM58 133V134H55L54 135V133ZM69 132V131H68ZM68 132H67V134H68ZM70 132H73V131H70ZM69 132V134L67 135V134H65V135H67V137H69V135H71V133ZM85 132V131H84ZM83 131H81V133L83 134L84 133ZM14 133V135H10V134H13ZM43 134V138H41L42 137V135L41 134ZM80 133V132H79ZM80 133V135L82 136L81 137V139L83 138V135ZM87 133V132H86ZM7 134V135H6ZM22 136H21V135ZM32 137V139L31 138H29V135ZM33 134H34V136H35V140H34V136H33ZM36 134V135H35ZM38 134H39V138L37 137L38 136ZM73 134V133H72ZM88 134V133H87ZM5 136V138H4V136ZM10 135V137L8 138V136ZM28 135V136H27ZM44 135H46V137L48 138H46ZM58 135V136H57ZM63 135V136H62ZM14 136H15V138H14ZM16 136H17V138H16ZM19 136H21V137H23L22 139H21V137H19ZM53 136V137H52ZM59 136H60V138H59ZM86 135H84V139L86 138L85 137ZM27 137L29 138V139H27ZM37 137V138H36ZM55 137V138H54ZM57 137V138H56ZM63 137V138H62ZM14 138V139H13ZM3 139V140H2ZM20 139V140H19ZM24 139V140H23ZM39 139H42V140H39ZM56 139H58V140H56ZM7 140H9L8 142H6ZM21 140H23V141H25V140H27V142L25 141V142H21ZM34 141V142H32V141ZM60 140V141H59ZM83 140V139H82ZM18 141H19V145H16L17 143H18ZM36 141V142H35ZM39 141V142H38ZM40 141H42V142H40ZM46 141H47V143H46ZM85 142H87L88 141V139L87 140H84ZM30 142V143H29ZM2 143V144H1ZM7 143V144H6ZM9 143V144H8ZM11 143V144H10ZM20 143H22L21 145L22 146H20ZM31 143H32V145H31ZM36 143V144H35ZM50 143V144H49ZM70 143V142H69ZM12 144L14 145V147L12 148ZM23 144L25 145L24 147H23ZM26 144H30V145H26ZM40 144H41V147H40ZM46 144V145H45ZM38 145H39V148H41V149H38L37 150V148H38ZM58 145H60V144H58ZM61 145H65L64 143L62 144L61 143ZM11 147V148H9V147ZM28 146V147H27ZM31 146H32V148H31ZM54 147L53 149H52V147ZM16 147V148H15ZM18 147V148H17ZM27 147V149H24V148H26ZM31 148V150H30V148ZM45 148V149H43V148ZM48 147V148H47ZM52 149V150H49L50 148ZM2 148V149H1ZM6 148H8V149H6ZM14 149V150H13ZM16 149L18 150V151H16ZM29 149V151H27ZM13 150V151H12ZM20 150V151H19ZM27 151V154H28V157H27V154H26V151ZM37 150V151H36ZM45 150V152L43 153V151ZM8 151V152H7ZM31 151H33V153L31 152ZM35 151V152H34ZM39 151H41V152H39ZM9 152H11V154H9ZM19 152H21V154L19 153ZM7 153H8V156H7ZM13 153V154H12ZM20 154V156L22 157L24 154H25V156H23L24 158H21L22 160H20L19 161V163H18V159H20V158H18V157H16V154H17V156H19V154ZM41 153V154H40ZM33 154V156H31ZM4 155L6 156V157H4ZM15 155V156H14ZM3 156V157H2ZM12 156V157H14V158H12L11 157V159L12 160H10L9 158ZM33 157L32 159H31V157ZM36 156V158H34ZM9 157V158H8ZM15 157H16V160H14L15 159ZM5 159V161L7 162H3L4 161V159ZM25 158H26V162L27 163H24L25 162ZM28 158H29V160H31V161H29L28 160ZM8 160H10V161H8ZM16 161V162H15ZM11 164H10V163ZM21 162H22V164H21ZM9 163V164H8ZM44 163V162H43ZM2 164V165H1ZM5 164V165H4ZM7 164V165H6ZM15 164V165H14ZM18 164H21V166L19 165L18 166ZM24 164V165H23ZM42 164V163H41ZM41 164H40V167H41ZM14 165V166H13ZM44 165V164H43ZM4 166V167H3ZM6 166V167H5ZM13 167V168H12ZM28 167V168H27ZM5 168V169H4ZM7 168V169H6ZM9 168V169H8ZM25 168H27L26 169V172H24L25 171ZM2 169V170H1ZM11 169H14V170H11ZM29 169V170H28ZM38 169H39V167H38ZM44 169H45V171H44ZM3 170H4V172H3ZM9 170V171H8ZM16 170H18V173H16ZM23 171V173H22V171ZM28 170V171H27ZM8 171V172H7ZM15 171V172H14ZM20 171V172H19ZM47 171H48V169H47ZM7 172V173H6ZM10 172V173H9ZM46 172V173H45ZM51 172H53L52 174H54V172L55 171H53V170H50V173ZM9 173V174H8ZM14 173V174H13ZM16 173V174H15ZM28 173V174H27ZM33 173H35V171L33 172ZM49 173V172H48ZM49 173V174H50ZM55 173H57V172H55ZM5 174H7V176L5 175ZM13 174V175H12ZM18 174V175H17ZM19 174H22V175H19ZM24 174V175H23ZM27 174V175H26ZM36 174V173H35ZM75 174H77V178L79 177L78 175H80L79 173H75ZM31 177H29V176ZM45 175V176H44ZM15 176V177H14ZM24 176V177H23ZM28 176V177H27ZM43 176H44V178H43ZM51 176H52V178H51ZM51 176H49L51 179H52V181H54L53 180V175H51ZM56 176H57V174H56ZM74 176V177H75ZM10 177V178H9ZM55 177V176H54ZM81 177H83L82 175L77 179V178H74V180H77V182H79L80 183V181L79 180H82L81 181V183L82 182H84L83 181V179L81 178ZM9 180H8V179ZM14 178H17V179H20L21 178V182H22V184L20 183V180H18L19 182H17V179H14ZM25 180H24V179ZM31 179L32 181H28L29 179ZM34 178H35V180H37V179H40L41 180V182L40 183H42V185H44L45 186V184L47 183V185H48V187H44L43 188V186H42V188H41V186L40 187H38V185L36 186V184H38L39 182H38V180H37V183H36V181L34 180ZM37 178V179H36ZM11 179H13V180H15V181H13V180H11ZM28 179V180H27ZM44 179V180H43ZM49 179V178H48ZM47 179V180H48ZM50 179V180H51ZM27 180V181H26ZM5 182V184L4 183H2V182ZM10 181V182H9ZM43 181H44V183H43ZM14 182H16V183H14ZM31 182V183H30ZM46 182V183H45ZM29 183V184H28ZM33 183H36V184H33ZM49 183V184H48ZM2 184V185H1ZM6 184H8V186H6ZM10 184V185H9ZM12 184V185H11ZM15 184V185H14ZM19 184H21V185H19ZM31 184H33V185H31ZM25 185V186H24ZM27 185H28V187H27ZM36 187H38L37 189H36V192H34L35 190H33V189H35V186ZM5 186V187H4ZM11 186V187H10ZM31 186V187H30ZM2 187H3V189H2ZM9 187V188H8ZM16 187V188H15ZM7 188V189H6ZM28 188L30 189V190H28ZM31 188H32V190H31ZM6 190L5 192H3L2 190ZM8 189H10V190H8ZM16 189H19V190H16ZM16 190V191H15ZM24 191V193H23V191ZM27 190V191H26ZM47 190V189H46ZM8 191H9V193H8ZM35 193V195H34V193ZM43 191V190H42ZM42 191H40V192H42ZM14 194H13V193ZM45 192H47V191H45ZM44 191L42 192V193H45ZM19 193V194H18ZM23 193V194H22ZM26 193V194H25ZM32 196H31V195ZM41 194V193H40ZM10 195V196H9ZM20 195H22L21 197H20ZM6 196H7V198H6ZM8 196H9V198H8ZM14 196H15V198H14ZM30 197V198H29ZM28 200H27V199ZM6 199L8 200V202L6 201ZM14 199H15V201H14ZM21 199V200H20ZM23 199V200H22ZM3 202H2V201ZM11 200H12V202H14V204L11 202ZM18 200V201H17ZM25 200V201H24ZM32 200H33V198H32ZM20 201H22L21 203H23V204H21L20 203ZM2 202V203H1ZM25 202H28V203H25ZM31 202V201H30ZM33 202V201H32ZM10 203V205H8ZM19 203V204H18ZM7 204V205H6ZM17 204H18V208H17ZM29 204V207L31 208V209H29V207L27 206ZM12 205V206H11ZM26 205V206H25ZM31 205V206H30ZM10 206V207H9ZM14 206H16V207H14ZM19 206H22V209L19 207ZM25 206V207H24ZM2 207V208H1ZM4 207V208H3ZM9 207V209L10 210H6V208H8ZM27 207H28V212H27ZM11 208H14V209H11ZM38 208H39V205H38ZM13 210H14V213H13ZM17 210V211H16ZM8 211V212H7ZM12 211V212H11ZM24 213H23V212ZM31 211V212H30ZM33 211V212H32ZM1 212V211H0ZM6 212H7V214L9 213V212H11V213H9L8 215H9V217H10V219L8 218V220H6V218L5 217H7L5 214H6ZM21 214L20 216L21 217H19V213ZM50 212V211H49ZM17 213H18V217L16 216L15 217V215H17ZM23 213V214H22ZM29 214L30 213V215H27V214ZM35 213V214H34ZM14 214V215H13ZM51 214V213H50ZM11 215V216H10ZM34 215H37V217L36 216H34ZM32 216H33V218H35V219H33L32 218ZM29 217V218H28ZM15 218V219H14ZM19 218V219H18ZM30 218L32 219V221L30 220ZM37 218V219H36ZM13 221H12V220ZM42 219V218H41ZM46 219V218H45ZM45 219H43V221H46ZM14 220H16V221H14ZM25 220V221H24ZM36 220V221H35ZM9 222V224H8V222ZM12 221V222H11ZM21 221V222H20ZM30 221H31V223H30ZM39 222H40V220H38ZM42 221V222H43ZM49 221H51L50 219H49ZM16 222H18V225L19 226H21L20 227V229L21 230H19V227H17L18 225L16 224ZM25 222V223H24ZM39 222H37V223H39ZM13 223H15V224H13ZM33 223H35V224H33ZM41 223V222H40ZM39 223V224H40ZM12 224V225H11ZM44 224H45V222H44ZM44 224H42L43 226H44ZM4 225H5V227H4ZM14 225V226H13ZM26 225V226H25ZM34 225H36V226H34ZM41 225V224H40ZM41 225V226H42ZM49 225V224H48ZM47 225V226H48ZM40 226V227H41ZM10 227V228H9ZM17 227V229H15ZM31 227V228H30ZM38 227V228H37ZM26 228V229H25ZM34 228H37V229H39L40 230V232H39V230L38 231H36V229H34ZM47 227H45V229H46ZM49 228H51V227H49ZM49 228L47 229V231L49 230ZM23 229H25V230H23ZM29 231H28V230ZM32 229H34V230H32ZM11 232L12 231V233H10L9 231ZM15 230V231H14ZM23 230V233H25V234H31L30 232H32V234L31 235H33V237H36V238H34L33 239V237L31 236V235H29V236H25V234H23L21 231ZM28 232H27V231ZM31 230V231H30ZM87 230V229H86ZM4 231V232H3ZM15 233H14V232ZM20 233H19V232ZM37 233H36V232ZM47 231L45 232H43L44 234H46L47 233ZM87 232V231H86ZM21 233H22V235H24L25 236V238H22V237H24V236H22L21 235ZM34 233H35V236H34ZM3 234H4V236H3ZM17 234V235H16ZM19 234V235H18ZM41 234V233H40ZM84 235H83V237H81L82 235L80 234V239H76V240H73V241H77V242H75V247H74V243H73V241H72V243H73V248H76V250H80L81 251V248L83 247L82 246V240H84V236H85V232L83 233ZM13 237H12V236ZM20 235H21V237H20ZM30 236L32 237V238H30ZM43 236V234H41V237ZM78 236H76V237H78ZM66 237V236H65ZM30 238V239H29ZM67 238V237H66ZM21 239V240H20ZM29 240V241H27V243L29 244H26V242H25V240ZM32 239V240H31ZM37 239H39V238H37ZM40 239H42V238H40ZM39 239V240H40ZM30 240H31V242H30ZM33 240H35V242H33L32 243V241ZM66 240V239H65ZM68 240H69V238H68ZM79 240H80V242H79ZM64 241V240H63ZM25 242V243H24ZM50 242V241H49ZM66 242V241H65ZM69 242H70V240H69ZM79 242V243H78ZM68 243V242H67ZM71 243V242H70ZM71 243V244H72ZM76 243H78L77 245H76ZM32 244V246H30ZM65 244V243H64ZM80 244H81V246H80ZM35 245H36V248H35ZM77 246V247H76ZM42 247L43 248H47V250H46V248L45 249H43L44 251H42V253H44V254H42L41 253V250H42ZM61 247V246H60ZM39 248V249H38ZM41 248V249H40ZM55 248L57 249V250H55ZM79 248V249H78ZM61 249H63V250H61ZM83 249V248H82ZM40 252H39V251ZM46 250V251H45ZM59 250V254H57L58 252H56V251H58ZM62 253H61V252ZM54 252H56L55 254H54ZM41 253V254H40ZM53 253V254H52ZM44 255H48V256H44ZM58 256V257H57ZM63 256V254L61 255V257ZM61 257H60V260H61ZM49 259V260H48ZM55 259V258H54ZM90 259V258H89ZM92 259V258H91ZM90 259V261H88V262H83L82 260H81V262L79 261V260H76V261H79L80 262V264H89V263H93V264H96V263H99V264H103V261H101V263H100V261H98L97 259V261L94 263V259L93 260H91ZM43 260V261H42ZM57 260H53V261H56V263L58 262ZM72 260V259H71ZM75 260H73V263H75V264H79V263H76L75 262ZM88 260V259H87ZM86 260V261H87ZM93 261V262H92ZM45 262V263H44ZM71 263V262H70ZM69 263V264H70ZM55 264V263H54ZM72 264V263H71Z\"/></svg>","mask_w":264,"mask_h":264}]
</instances>
